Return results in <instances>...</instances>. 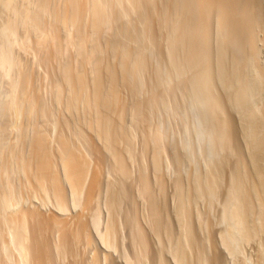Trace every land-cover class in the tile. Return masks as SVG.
<instances>
[{
  "label": "bare ground",
  "instance_id": "obj_1",
  "mask_svg": "<svg viewBox=\"0 0 264 264\" xmlns=\"http://www.w3.org/2000/svg\"><path fill=\"white\" fill-rule=\"evenodd\" d=\"M45 1V0H44ZM84 1V0H83ZM82 1V2H83ZM89 1H91V0H89ZM92 1H96V0H92ZM99 1V2H98ZM98 1H96V3L98 2V4H96V3H94V4H92V6L93 7H90V5H91V2H90V5H88V3L86 2V4H84V2H83V4L81 3V5H83V6H81V5H79V3L80 2H78L77 0H65V2H64V0H63V2H61V3H65L64 4V7H63V10L62 11H59L58 13H57V10H56V20H55V24H54V21H52L53 22V26H56L57 25V27H58V25H60V26H63V27H66L67 28V26H73V25H77L78 23L80 24V22L82 23V21L84 20V17H85V15H86V13L87 12H89L90 13V15H91V19H89L90 17H87L88 15H89V13L86 15V18H88L89 19V22L91 21V23H90V26L88 25V23H87V25L89 26V27H91V31L90 32H92L93 30H96L97 29V27H98V25H105L106 24V20L107 19H109L110 18V16H108L109 18H107V14H106V12L108 11V9H110V8H112V7H110V6H113V9H115V8H117L116 6H118V9L117 10H119L120 8H119V6H122L123 5V7H124V5H126L127 7H129V9H132L133 11L134 10H137V11H139V13H141V16H142V19L141 20H143V22L147 25V27H146V29L149 27V31H147V32H149L148 33V35H147V37L146 38H144V40L146 39L147 40V46L145 47L146 48V52H147V47H148V45L149 46H151V45H153V43H157V45H158V40L160 41L161 40V43H162V40H164V43H166V48H165V51H160V47H159V50H154V52L155 51H159L160 53L161 52H165V54L167 55V59H169L168 60V62H170V65H169V67H170V70L168 71V78H172L173 77V75H172V77H169V76H171V71H175L174 73V75L176 76V78L178 77L179 79H180V81L179 82H177V83H175V84H183V85H180V87L179 88H181V86H184L185 87V89H187L188 88V90L191 88L193 91H194V93H197L195 96H198L199 97V94L200 95H202L203 94V99H208V96H209V98L211 99H208L209 100V103H210V105L211 106H213L214 107V109H213V107H212V109L214 110H212V112H217L216 114H220L221 116H224V113H223V110L224 109H222L221 107H222V104L223 103H221L220 104V102H219V100H220V98H219V100H217V98H216V96H214V94H213V92H212V89H211V77H210V74H209V63H210V54H209V49H210V47H209V44H211V43H209V40L212 38V37H210V31H211V29H213V26H215V29L217 30V33H218V37H219V40L217 39V48H216V54H217V56H218V58L216 59V60H219V61H216V62H219L220 63V65L219 66H221V69H222V71L221 72H223V78L222 79H227L228 81H230L229 80V78L231 77L230 75H227V73H225V71H224V65H222L224 62V57L227 55V54H229L231 57H230V60H231V63H232V68H233V70H234V79H235V83H234V85H235V87H234V90L236 91V93L234 94V93H230V95H232V94H234V96L232 97V96H230V97H232L233 99H232V102L235 104V105H237V107H238V109H240V111L241 112H243V114H245V117H244V123H242V126H240L241 128H242V130L241 129H239L237 132H242V133H240V136H241V134L243 135V137L241 136V138H244V142H246L245 143V145L247 146V153L246 154H248L249 156H247V159L250 157V164H246V165H249V166H251V167H253L251 170L253 171V173H251L250 171L248 172L247 170H248V167H246L245 169H247L246 171L244 170V169H242L241 168V166H240V163H238L239 165L237 166V167H235L236 169H234L233 170V172H232V169H229V170H231L230 171V173L228 174L227 173V183L225 184V180H223V182H224V186H225V188H223V187H221V188H219V185L217 184V182H216V180H215V178L218 176H220L221 174H220V171L222 170L221 168H219L218 166H217V168H216V166H215V164L217 165V163H215V164H211L212 166H215V168L216 169H214V167H213V169L216 171V172H214L213 170L212 171H210V169H208L207 167V170L205 169V172L206 171H209V172H206L207 173V175H205V172L204 173H202V174H204L203 176H201V177H196L197 178V183L195 182V184H196V188L194 187L195 185H193L192 186V188L191 187H189L188 185H187V187H189L190 188V191L191 192H188V191H183V193L181 192L182 191V189H179L180 187H179V185H178V189H179V193H178V197L175 199L176 200V209H175V218H176V220H177V222H178V226H179V233L177 234H172V231L170 230V228H171V226L169 227V224H167L166 223V221L167 220H165L164 221V219H162L161 217H160V214H163V213H161L162 212V208H161V206H160V204H158L157 202H156V200L152 197V195H150L149 193H150V184H149V186H148V182L150 181H148V180H146V177H145V175L144 174H141V176L139 175V173H138V177L140 176V186H142V190L140 191V190H138V192L140 191L141 193H142V195L143 196H146L145 198H146V204H147V214H148V217H149V225L147 226V227H149V226H151L150 228H151V231H153V234L155 235V237L157 238V241L159 242V241H162L163 240V238H165L166 237V243H168L167 245L169 246V251H170V253H171V259H173V261H175V264H192L193 263V255L195 254V256H194V258H195V261H194V263L195 264H205L206 263V261L207 260H205V258H203V256H202V250L204 249L203 247L205 246V245H207V242H209V241H206V240H208V239H206L205 241H206V244L202 247V244H204V243H202L201 244V242L199 241V239L195 236V234H194V231L193 230H196L197 228H194V229H192V226H191V218H192V214H196V213H192V208H195V206H193L192 207V205H193V203H194V201L198 198H205L206 200H208L210 203H211V205H212V201L210 200V198H212V196L211 195H213L212 194V192L214 191L213 189H215L216 187L217 188H219V189H221V192H222V189L224 190V192H222L223 194H221V192H217V193H215V196H219L218 194L220 193V195H222V196H219V197H223V199H221V201H222V203H221V210H219V212H220V215H219V222H220V225H222V228H220L219 230V232L221 233V242H220V240H219V242L220 243H222L221 245L224 247V249H227L228 250V252H229V254H230V252L231 251H235L234 253H231L232 255L233 254H235L237 251L239 252V251H241L242 252V246H240V244H244V242H246V241H250L251 240V238L252 237H255L256 236V234L258 233L259 234V232L260 233H264V110H256V109H254V108H257L256 107V105L253 103L254 102V98L256 97V94H258L257 92H259L260 90V88H261V84L262 85H264L263 84V82H264V68L262 69L261 68V66L259 65V63L257 64V63H255L254 65L256 66V64H257V66L255 67H253L256 71L254 72L255 74L253 75V76H251V75H248L249 73L248 72H246V71H244L245 73H243V71L242 70H245V68L244 67H246V66H249L248 64H249V61H246L247 60V57L245 56V53L247 54V55H249V56H253V58L251 57V60L250 61H253V59L254 60H256L255 58H258L257 57V55H258V52H260L259 51V49H258V43H259V41L257 40V37H258V35H260L259 33H258V35L256 36V31H255V29H252L254 26H259V25H256V24H259V23H255V25L252 27V28H249V30H251V31H248L247 29H246V27H248V25H249V23H248V25L246 26L245 25V23L246 22H244V20H243V17H241V12H242V10H243V6H244V9H245V5H247V3L245 2L246 0H104V2H103V4H104V6L103 5H100L99 3H101L102 1H100V0H98ZM250 1V0H249ZM255 1V0H254ZM49 2H50V0H49ZM49 2H48V5H49ZM252 2H253V0H252ZM258 2H259V0H258ZM263 2V1H262ZM107 5H109V7L110 8H108V6H106V4ZM246 3V4H245ZM44 4V3H43ZM244 4V5H243ZM249 4V3H248ZM254 4V3H253ZM259 4H260V2H259ZM262 4V3H261ZM47 5V6H48ZM257 5V4H256ZM60 6H61V4H60ZM60 6L58 5V9H60ZM105 6H106V8H108V9H106L105 8ZM125 6V7H126ZM44 7H45V5H44ZM115 7V8H114ZM248 7H249V5H248ZM248 7H247V9H248ZM259 7V6H258ZM47 8V7H46ZM48 8H50V7H48ZM54 8V7H53ZM62 8V7H61ZM250 8V7H249ZM254 8V7H253ZM257 8V7H256ZM113 9H110L109 11H108V14H109V12L110 11H112ZM122 9V8H121ZM251 9V8H250ZM259 9V8H258ZM53 10V9H52ZM107 10V11H106ZM116 10V9H115ZM117 10L115 11V12H117ZM125 10V9H124ZM123 10V11H124ZM133 11H132V13H133ZM137 11H136V14H137ZM253 11V10H252ZM259 11V10H258ZM114 11H113V14H112V12H110V14H112V16L113 15H115L116 13H115ZM128 12V11H127ZM127 12H122V13H127ZM130 12H131V10H130ZM251 12V11H250ZM249 12V13H250ZM256 12V11H255ZM115 13V14H114ZM132 13H130V15L132 14ZM150 14V15H155L154 17L156 18V25H155V27H153L152 25V22L150 23V20H151V17L148 15V14ZM243 13L244 12H242V15H243ZM253 13V12H252ZM251 13V14H252ZM257 13V12H256ZM260 13V12H259ZM52 14H54V12L52 13ZM121 14V13H120ZM120 14H118V12H117V15H120ZM134 14V13H133ZM254 14V13H253ZM116 15V16H117ZM126 15V14H125ZM124 15V16H125ZM128 15V14H127ZM31 16V15H30ZM121 16H123V14L121 15ZM139 16H140V14H139ZM32 17V16H31ZM54 17V16H53ZM115 17V16H114ZM120 17V16H119ZM36 18H37V16H36ZM85 18V19H86ZM133 18V17H132ZM141 18V17H140ZM88 19H86V20H88ZM117 19H118V17H117ZM246 19V18H245ZM258 19V18H257ZM32 20H33V17H32ZM137 20V19H136ZM135 20V21H136ZM248 20V19H247ZM259 20V19H258ZM110 21H112V20H110ZM110 21H107V22H109L110 23ZM118 21V20H117ZM138 21H140V19L138 18ZM138 21H136V22H138ZM250 21V20H249ZM33 22H35V21H33ZM32 22V23H33ZM41 23V22H40ZM83 23H85V20H84V22ZM108 23V25H110ZM140 22H138V25H141L142 24V22L139 24ZM254 23V22H253ZM34 24V23H33ZM38 24V23H37ZM79 24H78V27H79ZM86 24V23H85ZM130 24V23H129ZM135 24H137V23H135ZM152 24V25H151ZM82 25V24H81ZM114 24H113V21H112V24H111V26H113ZM115 25H117V24H115ZM132 25V24H131ZM34 26L36 27V22H35V24H34ZM39 26V25H38ZM71 26V27H72ZM135 27H136V25H134ZM251 26V25H250ZM261 26V25H260ZM259 26V27H260ZM51 27V26H50ZM84 29H85V26H84V24H83V26H82ZM81 27V29H79L80 31L79 32H81V31H83L84 29ZM88 27V28H89ZM100 27V26H99ZM122 27H123V25H122ZM129 28L131 27V26H128ZM139 27V26H138ZM37 28V27H36ZM43 27H41V29H42ZM102 28V27H101ZM106 28V27H105ZM107 28H109V26H107ZM140 28V27H139ZM144 28V27H143ZM255 28V27H254ZM38 29H40V28H38ZM55 29V28H54ZM77 29V28H76ZM86 29H87V27H86ZM86 29H85V31H86ZM100 29V28H99ZM125 29H127V28H125ZM257 29V28H256ZM259 29V28H258ZM257 29V30H258ZM51 30V29H50ZM56 30V29H55ZM88 30V29H87ZM90 30V29H89ZM98 30V29H97ZM121 30V29H120ZM129 30V29H128ZM128 30H127V32H128ZM139 30V29H138ZM152 30V31H151ZM57 31V30H56ZM78 31V30H77ZM84 31V32H85ZM132 31V30H131ZM79 32H77V36H79L80 35V37H79V39L78 40H83V38L81 37V35L83 34L84 35V33H81V34H79ZM86 32H88V31H86ZM98 32H99V30H98ZM122 32H123V30H122ZM125 32V31H124ZM260 32H262V31H260ZM51 33H52V30H51ZM89 33V32H88ZM87 33V34H88ZM137 33V32H136ZM136 33H134V37L136 36ZM140 33V32H139ZM162 33H163V36H160V35H162ZM213 33H215V32H213ZM216 33V34H217ZM87 34H85V37L87 38L88 36H86ZM127 34V33H126ZM264 34V33H263ZM91 35H92V33H91ZM50 36V38H51V41L53 40H55V38H56V36L54 37V35H52V34H49L48 35V37ZM76 36V34H75V37H77ZM132 36V35H131ZM139 36H140V34H139ZM139 36H136L137 38L139 37ZM143 36H144V34H143ZM143 36H140V39H141V37H143ZM84 37V38H85ZM130 37V36H129ZM160 37H163L162 39L160 38ZM216 37V36H215ZM41 38V37H40ZM45 38V37H44ZM50 38H49V40H50ZM81 38V39H80ZM89 38V37H88ZM128 37L126 36V39H127ZM160 38V39H159ZM259 38H260V36H259ZM264 38V37H263ZM111 40V39H110ZM109 40V41H110ZM128 40V39H127ZM145 40V41H146ZM212 40V39H211ZM263 40V39H262ZM80 41V42H81ZM86 41V40H85ZM88 42L90 41L89 39L87 40ZM129 41H130V39H129ZM132 42L134 41V39H132L131 40ZM135 41H137V40H135ZM134 41V42H135ZM142 41V40H141ZM145 41H143V42H145ZM214 41V40H213ZM257 41H258V43H257ZM45 42V41H44ZM44 42H43V44H44ZM87 42V43H88ZM110 42H112V40L110 41ZM109 42V43H110ZM128 42V41H127ZM132 42H130V44L132 43ZM133 42V43H134ZM40 43V42H39ZM38 43V44H39ZM47 42H45V44H46ZM53 43H55V42H53ZM52 43V44H53ZM86 43V42H85ZM113 43H114V41H113ZM113 43H110V44H113ZM129 43V42H128ZM128 43H126V44H128ZM139 43V42H138ZM160 43V42H159ZM160 43V44H161ZM214 43V42H213ZM231 43V44H230ZM80 44H82V43H80ZM116 44V43H115ZM118 44V43H117ZM141 44V43H140ZM151 44V45H150ZM95 45V44H94ZM106 45V44H105ZM114 45V44H113ZM141 45H143V43L141 44ZM162 45H164V44H162ZM212 45V44H211ZM234 45H235V49L233 48L234 47ZM263 45V44H262ZM44 46V45H43ZM82 46H84L85 47V44L84 45H82ZM81 46V47H82ZM99 46V45H98ZM102 46V45H101ZM101 46H100V48H101ZM107 46V45H106ZM106 46H104V47H106ZM112 46V45H111ZM118 46H119V44H118ZM125 46V48H126V45H124ZM156 46V45H155ZM260 46V45H259ZM56 47V46H55ZM94 47H96V46H94ZM103 47V46H102ZM116 47H117V45H116ZM116 47H114V48H116ZM123 47V46H122ZM121 47V48H122ZM131 47H132V45H131ZM141 47H144V46H141ZM264 47V46H263ZM52 48H53V46H52ZM106 48H108V47H106ZM110 48V47H109ZM114 48H112V50L114 49ZM120 48V50H122V51H125L123 54H125V56L124 55H122V56H124V58H123V60H122V62L120 61V59H119V61H120V63H119V65L118 66H115V68H111V67H109V66H111V65H109V66H106L107 64H102V61L100 60H98V61H96V58L94 57V56H92V52H90L89 54H88V52H86L88 55H87V57H83L82 56V59H84L83 61L84 62H82V63H85L86 62V64L88 63V62H91L90 61V59H94L95 58V63H94V66L95 67H93L94 68V70H93V72H94V77H93V79H92V82L90 83V87H89V90H88V88L86 89V83H87V85L89 84L87 81L89 80H87L86 79V77L88 76L87 75V73H86V71H85V64H84V66H80L79 68H83L84 70H80V71H78V72H75V73H72L73 71H71V73H65V77H66V84H68V85H66V86H69V87H66V90H67V88L69 89L68 91H70V93H69V98H68V101H67V105H65V106H67V107H76L75 106V104H76V102H78V99L80 100V99H82V100H80L81 102V104H82V101H83V104L86 106V110L88 109V111H90L89 113H91L92 115H91V117L90 116H88L89 117V119L88 120H86V128L88 129V130H90V133H91V131L95 134V136H96V138L98 139V140H100V142L99 143H101L100 144V147H98V148H93L94 150H97L98 152H99V155H98V152H97V155H98V159H96V157H94L96 160L95 161H90L92 158H90L89 156H86V155H88L85 151L84 152H82V149H80L79 148V146H78V142L76 143V141H74L73 139H72V141H71V139L69 138L68 139V136L66 137L65 135L63 136L62 134L59 136V135H57V136H59V139H57V142H58V144H56V146H55V150H51L50 148H49V145L50 144H48L49 143V139H48V137H47V133H46V135H44L45 134V132L43 133L42 131H40L41 132V134L40 133H38V136L36 137V140H35V144H34V150H32V155L34 154V156L32 157V156H30V157H32V158H29L30 159V161H29V163H26V164H24L23 165V162H22V164H21V167H22V165H23V169L22 170H24L25 172H26V174H25V176H27L26 178H27V182L30 184V187H32V188H34V190H37V191H39L40 193H42V195H44L45 196V198L47 197L48 198V196L49 197H51L52 198V200H53V207L54 208H57V211H58V209H59V211H61V213H62V211L63 212H67V207H69V205H71V207L70 208H77L76 206H78V207H81V209L80 208H78V210L80 209L81 211H82V213L80 212H78V214H80L79 216L80 217H78V216H76V219L78 218V219H80V223L78 222L77 224L79 225L80 224V228L78 227V229H79V233H77V235H79V236H81L82 238H81V240H83V242L84 243H86L85 244V246L88 244V245H91V244H94V239L93 238H95V237H92V234H90V232H91V229H94V231L96 232V234H94V231L92 230V232H93V235H97L96 236V238L98 237L99 238V241H100V243H102L101 245L102 246H104V247H107V248H113V250H116L115 248H117V247H119L118 246V244H117V242L118 241H116L115 239V237L118 235L119 236V234H118V230H120V228H121V224L119 225V223L117 222L118 220L116 219V218H118V217H121V216H126V215H124V213L122 214V212H126V211H128L127 213L129 214L130 213V211L129 210H131V208L132 207H130V206H134V208H135V205H133L134 203H135V200L132 202V200L130 201V202H132L131 204H130V206H129V208L127 207V206H124L123 205V210L125 209L124 207H127V209H129V210H122V212L120 211V209H121V206L122 205H120V202L122 203L123 201L121 200L122 198H124V197H128V196H125V195H127V194H125L121 189H117L116 191H114L113 189H111V186H109L108 187V185L106 184V186H107V188H109V192L108 193H106V194H109V196L107 197V196H105V195H103V194H105V192H101V191H103L102 190V188L100 187L101 186V184H102V181H103V175L102 174H105L104 172H102V170H104V169H102V168H100L101 167V165L100 164H98V162H100V159H101V161H103L104 159H102L101 158V156H104V155H101L102 154V152L105 154V152H108L107 154L111 157L110 159L112 160V163L111 162H108L109 164H112V165H110L111 166V168L114 170V171H112V172H114V174H116L117 173V175L119 174L121 177H120V179L122 180V178H124L125 180L126 179H128L129 177H128V175H130L129 174V172H133L132 171V166H131V170L129 171L128 169H129V167H127V161H130V158L132 157L131 156V153H130V148L132 147H130L129 148V144L131 143V140L133 139V136L132 135H134L133 133H135V131L132 133V132H130L128 129V127H126V126H124L125 125V123H124V125H122L121 123L122 122H124V121H122L121 119H122V117H121V114H122V112L124 111V109H126V106L127 105H125L126 104V102H128V101H126L125 102V100L123 99V97L124 96H122V92L121 91H123V90H125V91H128L132 96L134 95V96H138L139 94V88L138 87H140V86H138V85H142L141 83L140 84H138L137 83V80L139 81V82H141L140 81V79H137L138 78V75H139V73H141L142 72V69H144L143 67H144V63H145V61L147 62L148 60L146 59V56H145V50L144 51H142V50H140V51H142V52H140V51H137L138 52V54H137V52H133V53H136V55L134 56L133 55V53H131L130 51V53L128 52V50L127 49H129L130 47H127V49H121ZM149 48V47H148ZM41 49H43V47L41 48ZM57 49V48H56ZM93 49V48H92ZM97 49V48H96ZM99 49V48H98ZM102 49V48H101ZM105 49V48H104ZM117 49V48H116ZM116 49H114L115 51H117ZM132 50L133 49H135V48H131ZM130 49V50H131ZM137 49V48H136ZM135 49V50H136ZM139 49V48H138ZM137 49V50H138ZM144 49V48H143ZM150 49V48H149ZM152 49H153V47H152ZM152 49H151V51H152ZM155 49V48H154ZM158 49V48H157ZM58 50V49H57ZM57 50H55V52L57 51ZM83 50V49H82ZM85 50H87V47H86V49ZM134 50V51H135ZM212 50V49H211ZM234 50V51H233ZM235 50H238L237 51V53L239 54L240 53V51L242 52V54H240L238 57H235V53H236V51ZM53 51V50H52ZM84 51V50H83ZM97 51H99V50H97ZM96 51V52H97ZM101 51V50H100ZM109 51V50H108ZM47 52V51H46ZM58 52V51H57ZM82 52V51H81ZM102 52H103V50H102ZM101 52V53H102ZM117 52H119V51H117ZM150 52V51H149ZM264 52V51H263ZM262 52V53H263ZM45 53V52H44ZM52 53V52H51ZM86 53H84V56H86ZM98 53V52H97ZM100 53V54H101ZM119 53H122V52H119ZM118 53V54H119ZM141 53V54H140ZM156 53V52H155ZM155 53H154V55H155ZM159 53V54H160ZM261 53V54H262ZM48 54V53H47ZM46 54V55H47ZM100 54H98V56L100 55ZM151 54V56H152V52L150 53ZM157 54V53H156ZM162 54V53H161ZM164 54V55H165ZM52 55V54H51ZM55 55H56V53H55ZM120 55V54H119ZM1 56V55H0ZM53 56H54V52H53ZM95 56H97V55H95ZM132 56H134V57H132ZM91 57H94V58H91ZM118 57V56H117ZM120 57H121V55H120ZM149 57V56H148ZM162 56H160V58H161ZM255 57V58H254ZM164 58V57H163ZM261 58V57H260ZM0 59H3L2 57H0ZM5 59V58H4ZM3 59V60H4ZM100 59H101V57H100ZM146 59V60H145ZM152 59V58H151ZM249 59V58H248ZM154 60V59H153ZM152 60V61H153ZM158 60V59H157ZM162 60V59H161ZM261 60V59H260ZM262 60H264V59H262ZM1 61V60H0ZM7 61H8V59H7ZM119 61H117L116 60V62H119ZM150 61V60H149ZM6 62V61H5ZM5 62H3V61H1L0 63H1V65H3ZM155 62H157L156 61V59H155ZM154 62V63H155ZM212 62H213V60H212ZM7 63V62H6ZM9 63V62H8ZM148 63V62H147ZM158 63V62H157ZM167 63V62H166ZM251 63V65L253 66V64H252V62H250ZM163 64H164V61H163ZM218 64V63H217ZM5 65V64H4ZM148 65H149V63H148ZM152 65H154L153 63H152ZM212 65H213V63H212ZM226 65V64H225ZM231 65V64H230ZM215 66V65H214ZM263 66H264V64H263ZM113 67V66H112ZM169 67H166V68H169ZM211 67V66H210ZM156 68V67H155ZM163 68V67H162ZM161 68V69H162ZM164 68H165V66H164ZM229 68V67H228ZM231 68V69H232ZM247 68V67H246ZM158 69V68H157ZM156 69V70H157ZM213 69H215V68H213ZM218 69V68H217ZM250 70L252 69V67L251 68H249ZM67 70V69H66ZM69 70V69H68ZM145 70V69H144ZM150 70V69H149ZM159 70V69H158ZM216 70V69H215ZM249 70V71H250ZM77 71V70H76ZM147 71V70H146ZM145 71V72H146ZM151 71H153V70H151ZM165 72H167L166 70H164ZM164 71H162V73L164 72ZM69 72V71H68ZM161 72V71H160ZM188 72H190L191 74V76L190 75H188V76H190V77H192V78H189L188 77V79L187 80H183V78L184 77H186L187 78V76H184V75H186ZM147 73V72H146ZM154 73H156V72H154ZM161 73V74H162ZM247 73V74H246ZM143 74V73H142ZM157 74H159L160 75V73H157ZM156 74V76H155V78H154V76H153V80L154 81H156V83L155 82H153V80H152V83H153V85L154 84H159L161 81H162V79H161V76L162 75H157ZM165 74H167V73H165ZM173 74V73H172ZM216 74H218V73H216ZM250 74H251V72H250ZM104 75H105V77L106 78H104ZM174 76V77H175ZM215 76H218V75H215ZM227 76H230L229 78H227ZM164 77H165V75H164ZM174 77H173V79H174ZM213 77H214V75H213ZM220 77V76H219ZM221 77H222V75H221ZM168 78H166V80L167 81H169L168 80ZM218 78V77H217ZM65 79V78H64ZM142 79V78H141ZM151 79H152V77H151ZM164 79V78H163ZM221 79V80H222ZM236 79H237V81H236ZM146 79H143V81H145ZM166 80H164V81H166ZM220 80V79H219ZM226 80V81H227ZM148 81H151V80H148ZM173 81V80H172ZM176 81H178L177 79H176ZM187 81V82H186ZM189 81V82H188ZM216 81V80H215ZM170 82V81H169ZM174 82V81H173ZM183 82H186L187 83V86H185L186 84L185 83H183ZM214 82V81H213ZM218 82V81H217ZM222 82V81H221ZM231 82V81H230ZM231 82V83H232ZM24 83H26V82H24ZM23 83V85H25ZM147 83V82H146ZM171 83V82H170ZM170 83L168 84L169 86H173V85H170ZM188 83H189V85H188ZM191 83V84H190ZM215 83V82H214ZM219 83V82H218ZM217 83V84H218ZM229 83V82H228ZM232 83V84H233ZM161 84V83H160ZM165 84V83H164ZM164 84H162L163 86H165V87H163V86H161L160 85V87H162V90L161 91H159L161 88L160 87H157V90L159 91V93H158V96H156L157 94V92H156V90L154 89V88H156V87H152L153 89H151V92H149L150 94H148V96H147V99L149 100V98L151 99V100H153V102H152V104H153V106L155 105V102H156V99H160V100H158V101H160V102H165L166 103V101L165 100H162L161 98L164 96V94H163V92L165 91V89H166V86H167V82H166V85H164ZM185 84V85H184ZM213 84V83H212ZM29 85V84H28ZM27 85V86H28ZM149 85H152V84H149ZM214 85V84H213ZM222 85H224V83L222 84ZM146 86V85H145ZM168 86V87H169ZM189 86V87H188ZM218 86V85H217ZM216 86V87H217ZM232 86V85H231ZM88 87V86H87ZM143 87V86H142ZM175 87H177L176 85H175ZM260 87V88H259ZM262 87H264V86H262ZM23 88H25V86L23 87ZM163 88H164V90H163ZM178 88V89H179ZM215 88V87H214ZM222 88H224V86L222 87ZM231 88V87H230ZM171 89V88H170ZM173 89V88H172ZM171 89V90H172ZM175 89V88H174ZM177 89V88H176ZM175 89V90H176ZM182 89V88H181ZM190 89V90H191ZM142 90V89H141ZM140 90V91H141ZM150 90V89H149ZM152 90H155V92L154 91H152ZM167 90V89H166ZM183 90H184V88H183ZM182 90V91H183ZM189 90V91H190ZM213 90H215V89H213ZM217 90V89H216ZM228 90H230V89H228ZM259 90V91H258ZM143 92H145L144 90H142ZM141 91V92H142ZM172 91H174V90H172ZM220 91V90H219ZM225 91H227L226 89H225ZM264 91V90H263ZM127 92V93H128ZM147 92V93H148ZM167 92H169L168 90H167ZM171 92V91H170ZM178 92H179V90H178ZM184 92V91H183ZM27 93V92H26ZM28 93H29V91H28ZM88 93V94H87ZM128 93V97H129V94ZM174 93V92H173ZM180 93H181V91H180ZM179 93V95L181 96V94ZM189 93V92H188ZM192 93V92H191ZM194 93H193V97H194ZM216 93V92H215ZM124 94V93H123ZM160 94H161V96H160ZM167 94V93H166ZM165 94V95H166ZM169 94V93H168ZM168 94H167V96H168ZM206 94V95H205ZM228 94V93H227ZM66 95V94H65ZM127 95V94H126ZM140 95H141V93H140ZM139 95V96H140ZM142 95H144V94H142ZM222 95V94H221ZM226 95V94H225ZM259 95V94H258ZM63 96V95H62ZM173 96V95H172ZM171 96V97H172ZM175 96H176V94H175ZM174 96V97H175ZM185 96H187V95H185ZM207 96V97H206ZM255 96V97H254ZM32 97V100H31V98H30V100H31V103L32 104H36V103H34V102H36V101H34L33 99V96H31ZM157 97V98H156ZM165 97V96H164ZM170 97V98H171ZM177 97V96H176ZM182 97H184V96H182ZM190 97V96H189ZM229 97V96H228ZM28 99H29V97H27ZM60 98V97H59ZM65 98V97H64ZM127 98V97H126ZM130 98V97H129ZM135 98V97H134ZM133 98V99H134ZM141 98V97H140ZM144 98V97H143ZM145 98H146V94H145ZM167 98V97H166ZM195 98H197V97H195ZM200 99H202L201 97H199ZM38 99V98H37ZM128 99V98H127ZM132 99V98H131ZM164 99V98H163ZM180 99V98H179ZM185 99L187 100V98L185 97ZM222 99V98H221ZM258 99H260V98H258ZM146 99H141V100H139V99H136L135 98V100H134V102H133V105H132V107L131 106H128V107H131V108H129L128 109V111L130 110V112L133 114L132 116H133V118H134V120L136 121V123L138 124V125H140L143 129V132H141V133H138V134H140V137H142V143H143V153L142 154H144L145 152V150L148 148L147 146L148 145H150V143H152L153 144V142H159V141H161V139H162V137H163V135L164 134H162L163 132L162 131H160L159 130V128L157 127H155V128H153L154 127V122H152L151 124H153V126L151 127L150 126V120H151V118H150V116H152V115H154V114H152L155 110H156V108H155V110L153 111V112H151L152 110L150 109V108H148L147 107V105H145V103L146 104H149L148 106H151V102L149 103L148 102V100L147 101H145ZM162 100V101H161ZM167 100H169V99H167ZM174 100V99H173ZM176 100V99H175ZM194 100H196V99H194ZM207 100V101H208ZM229 100V99H228ZM262 100V99H261ZM158 101H157V103H158ZM178 101V100H177ZM182 101V100H181ZM184 101V100H183ZM182 101V102H183ZM201 101V100H200ZM200 101H197V102H199L200 103ZM255 101H257V100H255ZM260 101V100H259ZM63 102V100L61 101V103ZM125 102V103H124ZM130 102V101H129ZM145 102V103H144ZM171 102H172V100H171ZM171 102H168V103H171ZM175 102V101H174ZM192 102V101H191ZM195 102V101H194ZM203 102H204V100H202V103H200L201 104V106H203ZM228 102V101H227ZM262 102V101H261ZM65 103V102H64ZM181 103V102H180ZM187 103V102H186ZM190 103V102H189ZM188 103V104H189ZM206 103H208V102H206ZM131 104V103H130ZM129 104V105H130ZM159 104V103H158ZM176 104V103H175ZM192 104V103H191ZM205 104V103H204ZM255 106H254V105ZM259 104V103H258ZM38 105V104H37ZM78 105H79V103H78ZM84 105H82V106H84ZM164 105V103H162V106ZM167 106H168V104H166ZM179 105V104H178ZM181 105V104H180ZM183 105V104H182ZM197 105V104H196ZM208 105V104H207ZM210 105H208V110H206V111H208V113H209V109H211L210 107ZM224 105V104H223ZM259 105H261V103L259 104ZM258 105V106H259ZM35 106V105H34ZM85 106L83 107V108H85ZM161 106V105H160ZM200 106V105H199ZM200 106V107H201ZM228 106V105H227ZM61 107V106H60ZM78 107V106H77ZM152 107V106H151ZM155 107H156V105H155ZM198 107V106H197ZM204 107V106H203ZM264 107V106H263ZM262 107V108H263ZM65 108V107H64ZM82 108V107H81ZM160 108V107H159ZM168 108H169V106H168ZM196 108V107H195ZM202 108V107H201ZM62 109H63V107H62ZM62 109H61V111H62ZM70 109V108H69ZM74 109V108H73ZM72 109V110H73ZM150 111H149V110ZM153 109V108H152ZM164 109H165V107H164ZM176 109V108H175ZM181 109H183V108H181ZM216 109H218V111H215ZM71 110V109H70ZM70 110L68 111V112H70ZM79 110V109H78ZM201 110V109H200ZM77 111V110H76ZM127 111V110H126ZM125 111V112H126ZM157 111H158V109H157ZM167 111V110H166ZM169 111H171V109L169 110ZM168 111V112H169ZM172 111H173V109H172ZM177 111V110H176ZM179 111V110H178ZM183 111V110H182ZM185 111H186V108H185ZM63 112V111H62ZM74 112V111H73ZM78 112V111H77ZM77 112H75L76 114H77ZM83 112V111H82ZM150 112H151V114L152 115H150ZM164 112H165V110H164ZM164 112H163V114H164ZM228 112H229V110H228ZM231 112V111H230ZM238 112V111H237ZM64 113V112H63ZM66 113V112H65ZM87 113V112H86ZM124 113V112H123ZM129 113V112H128ZM131 113L129 114V116H130V118H132L131 117ZM155 113H157L156 111H155ZM160 113V112H159ZM158 113V114H159ZM166 113V112H165ZM172 113V112H171ZM173 113H174V111H173ZM185 113V112H184ZM204 113H205V111H204ZM204 113H203V115H202V117L204 116ZM213 114V113H211L210 112V117H209V115H207V113H206V115H207V121L209 122V119H208V117L209 118H211V125H208V127L210 126V129H209V131L211 132V134L214 132V131H216L217 129V131H218V138L216 137V135L214 134H212L213 135V137L215 138V139H217V144L219 145H216L217 147H223L225 150H227V152L229 153V148L231 147L230 146V140H232L233 139V135L231 136V134H233V132L231 133V130L233 131V127H235V125L234 124H232V123H226V121H224L223 119H222V117L220 118L218 115V117H217V122H213V120L215 119V116L213 117L212 116V114L213 115H216V114ZM73 114V113H72ZM167 114V113H166ZM165 114V115H166ZM234 114H236L237 115V113H234ZM239 114V113H238ZM66 115V114H65ZM74 115V114H73ZM86 115V114H85ZM125 115V114H124ZM156 115V114H155ZM169 115V114H168ZM171 115V114H170ZM172 115H174V114H172ZM172 115H171V117H172ZM178 115V114H177ZM182 115V114H181ZM185 115V114H184ZM187 115V114H186ZM185 115V116H186ZM226 115V114H225ZM232 115V114H231ZM79 116V115H78ZM176 116V115H175ZM213 118H212V117ZM66 117H67V115H66ZM155 117V116H154ZM157 117H159V116H157ZM166 117V116H165ZM169 117V116H168ZM167 117V118H168ZM181 117V116H180ZM228 118H229V116H227ZM71 118H72V116H71ZM74 118V117H73ZM72 118V119H73ZM83 118V117H82ZM129 118V117H128ZM170 118V117H169ZM173 118H175L174 116H173ZM183 118H185V117H183ZM87 119V118H86ZM156 119V118H155ZM177 118H175V120H176ZM204 119H205V117H204ZM213 119V120H212ZM220 119V120H219ZM225 119V118H224ZM232 119V118H231ZM239 119V118H238ZM237 119V120H238ZM63 120V119H62ZM71 120V119H70ZM76 120H77V117H76ZM169 120V119H168ZM174 120V119H173ZM201 120H202V118H201ZM216 120V119H215ZM214 120V121H215ZM225 120H227V118L225 119ZM233 120V119H232ZM240 120H242V119H240ZM239 120V121H240ZM79 121V120H78ZM77 121V122H78ZM81 121V120H80ZM122 121V122H121ZM126 121V120H125ZM128 121V120H127ZM160 121V120H159ZM158 121V122H159ZM179 121V120H178ZM182 121V120H181ZM229 121V120H228ZM62 122V121H61ZM63 122H66V121H63ZM72 122V121H71ZM70 122V123H71ZM83 122H84V120H83ZM129 123H130V121H128ZM182 122H184L183 124H186V122L185 121H182ZM201 122V121H200ZM212 122H213V124L214 123H216V124H214V126H212L213 124H212ZM233 122V121H232ZM79 123H81V122H79ZM135 123V122H134ZM156 123H157V121H156ZM162 123V122H161ZM161 123H160V125H161ZM238 123V122H237ZM64 124V123H63ZM84 124V123H83ZM177 124H178V122H177ZM182 124V125H183ZM208 124V123H207ZM235 124H236V122H235ZM69 125H71V124H69ZM127 125V124H126ZM128 125H130V124H128ZM160 125H158L157 124V126H160ZM163 125V124H162ZM176 125V124H175ZM215 125H217V126H215ZM234 125V126H233ZM62 126V125H61ZM130 126H132V125H130ZM135 126H136V124H135ZM134 126V127H135ZM139 126V128L141 129V127ZM165 126V125H164ZM178 126H180V123H179V125ZM64 127V126H63ZM72 127V126H71ZM81 127V126H80ZM83 127V126H82ZM81 127V128H82ZM133 127V126H132ZM133 127V128H134ZM137 127V126H136ZM211 127H218V128H213V129H215V130H213V129H211ZM239 127V128H240ZM66 128V127H65ZM132 128V129H133ZM151 128H153L152 130H153V132H151ZM162 128V127H161ZM200 128H202V127H200ZM233 128V129H232ZM236 128H237V126H236ZM234 129V131L235 130H237V129ZM60 129H61V127H60ZM72 129V128H71ZM77 129V128H76ZM75 129V130H76ZM138 129V128H137ZM136 129V130H137ZM165 129V127L163 128V130ZM171 129V128H170ZM204 129H207V128H205L204 127ZM66 130H69V128L68 129H66ZM87 130V131H88ZM134 130V129H133ZM208 130V129H207ZM69 131H71V130H69ZM74 131V130H73ZM132 131V130H131ZM165 131V130H164ZM167 131V130H166ZM197 131V130H196ZM200 131V130H199ZM198 131V132H199ZM213 131V132H212ZM62 132V131H61ZM67 132V131H66ZM83 132V131H82ZM201 132H204L203 130L201 131ZM205 132H206V130H205ZM69 133V132H68ZM78 134V138L76 137V140H78V139H80V140H78V141H80V142H83V141H81L82 139V137H81V133L79 134V132H77ZM86 133V132H85ZM89 133V132H88ZM137 133V132H136ZM214 133H216V132H214ZM37 134V133H36ZM58 134V133H57ZM66 134V133H65ZM92 134V133H91ZM93 134V135H94ZM169 134V133H168ZM168 134H167V137H168ZM210 134V133H209ZM67 135V134H66ZM77 135H75V136H77ZM87 135V134H86ZM136 135V134H135ZM142 135V136H141ZM162 135V136H161ZM203 135H205V134H203ZM207 135V134H206ZM36 136V135H35ZM137 136V135H136ZM136 136H135V138H136ZM160 136V138H158ZM71 137H74V135L73 136H71ZM87 137V136H86ZM164 137H165V135H164ZM35 138V137H34ZM57 138V137H56ZM88 138V137H87ZM86 138V139H87ZM134 138V139H135ZM158 138V139H157ZM207 138V137H206ZM213 138V139H214ZM232 138V139H231ZM93 138H91L90 140H92ZM95 139V138H94ZM165 139V138H164ZM163 139V140H164ZM167 139V138H166ZM208 139V138H207ZM85 140V139H84ZM88 141V142H92V141ZM158 140V141H157ZM168 140V139H167ZM234 140V139H233ZM239 140H240V138H239ZM86 141V140H85ZM84 141V142H85ZM136 141V140H135ZM137 141H138V139H137ZM216 140H214V141H212V142H215ZM230 141V142H229ZM83 142V143H84ZM164 142V141H163ZM187 142V141H186ZM212 142H210V143H212ZM237 142V141H236ZM53 143V142H52ZM55 143V142H54ZM166 143V142H165ZM185 143V142H184ZM216 143V142H215ZM229 143V145L227 146V144ZM234 143V142H233ZM33 144V143H32ZM80 144V143H79ZM82 144V143H81ZM80 144V145H81ZM86 144H88V143H86ZM97 144V143H96ZM134 144H136V143H134ZM152 144H151V146H152ZM155 144H157V143H154L153 144V148H151L150 150L151 151H148L147 153H149V152H152V151H154L153 152V155H152V157H151V159H152V161L151 162H153V163H151V165H154L153 167L155 168V170H157V166H158V163H159V159H160V156L162 155V148H161V146H160V144L161 145H163L161 142H160V144H157V145H155ZM172 144V143H171ZM214 144V143H213ZM226 144V145H225ZM82 145H85V143L84 144H82ZM90 145V144H89ZM93 145V144H92ZM98 145V144H97ZM155 145V146H154ZM159 145V146H158ZM165 145V144H164ZM187 145V144H186ZM185 145V146H186ZM215 145V144H214ZM237 145V144H236ZM235 145V146H236ZM243 145H244V143H243ZM244 145V146H245ZM78 146V147H77ZM94 146V145H93ZM96 146V145H95ZM150 146V147H151ZM225 146V147H224ZM234 146V145H233ZM245 146V147H246ZM32 147V148H33ZM141 147V146H140ZM229 147V148H228ZM239 147V146H238ZM241 147V146H240ZM52 148H54V147H52ZM89 148H90V146H89ZM142 148V147H141ZM166 147H164V149H165ZM168 148V147H167ZM174 148V147H173ZM182 148V147H181ZM223 148H218L219 150H224ZM149 149V148H148ZM147 149V150H148ZM185 149V148H184ZM210 149V148H209ZM212 149V148H211ZM214 149V148H213ZM217 149V148H216ZM217 149V150H218ZM233 149V147H231V150ZM242 148H240V150H241ZM249 149V150H248ZM51 150V151H50ZM81 150V151H80ZM100 150H101V152H100ZM134 150V154H135V149H133ZM182 150V149H181ZM216 150V151H217ZM218 150V151H219ZM93 151V150H92ZM141 151V150H140ZM139 151V152H140ZM180 151V150H179ZM178 151V152H179ZM232 151H235V150H232ZM249 151V152H248ZM54 152V153H53ZM90 152V151H89ZM96 152V151H95ZM94 152V154L96 155V153ZM131 152H133L132 150H131ZM163 152H164V150H163ZM211 152V151H210ZM231 152V151H230ZM85 153H86V155H85ZM169 153V152H168ZM172 153V152H171ZM173 153H175V152H173ZM180 153V152H179ZM212 153V152H211ZM214 153V152H213ZM219 153V152H218ZM227 153V154H228ZM242 153H244V152H242ZM137 154V153H136ZM146 154V153H145ZM167 154V153H166ZM170 154V153H169ZM223 154V153H222ZM222 154H221V157H222ZM226 154V155H227ZM230 155H231V153H229ZM228 154V156L227 157H229L230 155ZM233 154V153H232ZM241 154V153H240ZM245 154V153H244ZM95 155H93V156H95ZM133 155V154H132ZM150 155H151V153H150ZM220 155V154H219ZM218 155V156H219ZM107 156V155H106ZM167 156V155H166ZM224 156V155H223ZM232 156V155H231ZM5 157H7V156H5ZM108 157V156H107ZM107 157H105L104 156V158H106V160H105V163H106V165H108L107 164ZM134 157H135V155H134ZM137 157V156H136ZM135 157V158H136ZM142 157V156H141ZM163 157V156H162ZM168 157H170V156H168ZM173 157V156H172ZM226 156H225V158H227ZM8 158V157H7ZM57 158V159H56ZM89 158V159H88ZM138 158V157H137ZM139 158H140V156H139ZM145 158V157H144ZM171 158V157H170ZM243 158V157H242ZM246 158V157H245ZM3 159V158H2ZM6 159V158H5ZM28 159V158H27ZM31 159H32V162H31ZM55 159H56V162H55ZM132 159V158H131ZM179 159V158H178ZM230 159H231V157H230ZM229 159V160H230ZM241 159V158H240ZM240 159H238V160H240ZM7 160V159H6ZM109 160V159H108ZM162 160H164V159H162ZM167 160H169V159H167ZM216 160V159H215ZM237 160V159H236ZM246 160V159H245ZM2 161H4V159L2 160ZM25 161H26V158H25ZM28 161H26V162H28ZM93 162V164H94V166H92V164H90V162ZM96 161H98V162H96ZM110 161V160H109ZM133 161V160H132ZM181 161V160H180ZM217 161H219L218 159H217ZM248 160H246L245 162H247ZM95 162H96V164H95ZM145 162V161H144ZM169 163H170V160L168 161ZM167 162V163H168ZM172 163H173V161H171ZM179 162V161H178ZM221 162H224V161H221ZM220 162V163H221ZM229 162V161H228ZM1 163V162H0ZM25 163V162H24ZM100 163H102V162H100ZM142 163V162H141ZM209 163H210V161H209ZM214 163V162H213ZM227 163V162H226ZM241 163H243V162H241ZM3 164V163H2ZM130 164V163H129ZM129 164H128V166H129ZM136 164V163H135ZM134 164V166H136ZM149 164H150V161H149ZM162 164V163H161ZM174 164V163H173ZM179 164H181V163H179ZM234 164H236L235 162H234ZM103 165H105L104 163H103ZM102 165V166H103ZM133 165V164H132ZM138 165H139V163H138ZM137 165V166H138ZM109 166V167H110ZM170 166H172V165H170ZM179 166V165H178ZM242 166H245V165H242ZM4 167V166H3ZM107 167V166H106ZM106 167H103V168H106ZM139 167H140V165H139ZM147 167V166H146ZM167 167V166H166ZM174 168H176V166H173ZM222 167V166H221ZM148 168V167H147ZM147 168H146V170H147ZM154 168H153V170H154ZM211 169H212V167H210ZM250 168V167H249ZM100 169H102V170H100ZM107 169V168H106ZM110 169V168H109ZM145 169V168H144ZM219 169H220V171H219ZM224 169V168H223ZM134 170V169H133ZM225 170V169H224ZM228 170V169H227ZM115 171H116V173H115ZM148 171H150V170H148ZM177 171H179V170H177ZM203 171V170H202ZM243 171H244V173L246 172V173H248V174H244L243 175ZM101 172H102V174H101ZM111 172V174H113ZM135 172H136V170H135ZM147 172V171H146ZM156 172H158V171H156ZM229 172V171H228ZM155 173V172H154ZM163 173V172H162ZM178 173V172H177ZM176 173V174H177ZM194 173V172H193ZM195 173H196V171H195ZM223 173H224V171H223ZM222 173V174H223ZM251 173V174H250ZM107 174V173H106ZM110 173L108 174L109 176L111 175ZM147 176H148V178H149V173L147 172ZM156 174V173H155ZM165 174V173H164ZM202 174H200V175H202ZM225 174V173H224ZM250 174V175H249ZM102 175V176H101ZM108 175H105L106 177H105V181L106 180H108L107 179V176ZM118 175V176H119ZM151 175V174H150ZM182 175V174H181ZM189 175V174H188ZM192 175V174H191ZM199 175V176H200ZM248 175L249 176H251L250 177V179H252V175H253V178H254V180L252 179V183L251 184H247L248 182L250 183V179H247L248 178ZM24 176V175H23ZM152 176V175H151ZM175 176V175H174ZM179 176V175H178ZM196 176V175H195ZM247 176V177H246ZM116 177V176H115ZM125 177H128V178H125ZM134 177H136V175L134 176ZM154 177H155V175H154ZM160 177V176H159ZM163 177H164V175H163ZM162 177V178H163ZM216 178V179H219V178ZM221 177H222V175H221ZM220 177V178H221ZM24 178V177H23ZM133 178V177H132ZM137 178V177H136ZM161 178V179H162ZM177 178V177H176ZM190 179H191V177H189ZM194 178V177H193ZM195 178V179H196ZM225 178V179H226ZM88 179V183H86L87 180ZM116 179V178H115ZM114 179V181H116ZM118 179V178H117ZM135 179V178H134ZM134 179H132L133 181H134ZM152 179V178H151ZM157 179V178H156ZM180 179V178H179ZM25 180V179H24ZM111 180H112V177H111ZM110 180V181H111ZM124 180V181H125ZM131 180V179H130ZM132 180H131V184H132ZM166 180V179H165ZM172 180V179H171ZM183 180V179H182ZM192 180V179H191ZM220 180H222V179H220ZM105 181H103V182H105ZM113 181V182H114ZM118 181V180H117ZM116 181V182H117ZM128 181V180H127ZM153 181V180H152ZM151 181V182H152ZM174 182H175V180H174ZM173 182V183H174ZM177 182H178V180H177ZM187 182H188V180H187ZM190 182H192V181H190ZM24 183V182H23ZM120 183V182H119ZM124 183H126V184H128L127 182H124ZM130 183V182H129ZM134 183V182H133ZM150 183V182H149ZM155 183V182H154ZM154 183H152V184H154ZM166 183V182H165ZM193 183H194V181H193ZM192 183V184H193ZM137 184V183H136ZM159 184V183H158ZM166 184H168V183H166ZM191 184V185H192ZM21 185V184H20ZM105 185V184H104ZM113 186L115 185L116 186V183L115 184H112ZM130 185V184H129ZM133 185V184H132ZM174 185H176V184H173V186ZM181 185V184H180ZM106 186H103V187H105V189H106ZM122 186V185H121ZM120 186V187H121ZM136 186V185H135ZM139 186V187H140ZM152 186V185H151ZM221 186H223V184L221 185ZM116 187H118V186H116ZM119 187V188H120ZM156 187V186H155ZM20 188V187H19ZM26 188V187H25ZM24 188V189H25ZM28 188H29V186L27 187V189H25V190H27L28 191ZM31 188V189H32ZM114 188V187H113ZM129 188V187H128ZM153 188V187H152ZM151 188V189H152ZM175 188H176V186H175ZM188 188V189H189ZM195 190H194V189ZM6 189V188H5ZM16 189H18V188H16ZM24 189H23V191H24ZM104 189V188H103ZM135 189V188H134ZM156 189V188H155ZM159 189H161L160 187H159ZM163 189V188H162ZM178 189H176L177 190V192H178ZM187 189V190H188ZM192 189V190H191ZM1 191H2V188L0 189ZM4 190V189H3ZM10 190V189H9ZM8 190V191H9ZM22 190V189H21ZM101 190V191H100ZM125 190V189H124ZM167 190V189H166ZM175 190V189H174ZM184 190H185V188H184ZM0 191V192H1ZM7 191V192H8ZM13 191V190H12ZM30 191V190H29ZM33 191V190H32ZM105 191V190H104ZM108 190H106V192H107ZM156 191V190H155ZM9 192H11V191H9ZM21 192V191H20ZM26 192V191H25ZM31 192V191H30ZM34 192V191H33ZM99 192H101V193H99ZM129 192V191H128ZM137 192V193H138ZM152 192V191H151ZM161 192H163V191H161ZM168 192V191H167ZM174 192V191H173ZM15 193V192H14ZM19 193V192H18ZM17 193V194H18ZM28 194H29V192H27ZM35 193V192H34ZM34 193H33V196H34ZM140 193V194H141ZM159 193V192H158ZM3 194V193H2ZM4 194H6L5 192H4ZM12 194V193H11ZM11 194H10V196H11ZM24 194V193H23ZM22 194V195H23ZM99 194H101V195H103L104 197H100V198H98V195ZM139 194V193H138ZM155 194H156V192H155ZM164 194H166V193H164ZM169 194H171V193H169ZM177 194V193H176ZM217 194V195H216ZM1 195V194H0ZM27 195V194H26ZM30 195V194H29ZM32 195V194H31ZM38 195V194H37ZM81 195H83V196H81ZM141 195V196H142ZM160 195V194H159ZM158 195V196H159ZM12 196H13V194H12ZM12 196L11 197H9L8 196V193H7V195H4V196H2V199H1V204H3L2 206L3 207H6V205L8 206H10V204H11V200H13V198H12ZM100 196V195H99ZM135 196H137V195H135ZM140 196V195H139ZM161 196V195H160ZM214 196V195H213ZM215 196H214V198H215ZM15 197V196H14ZM22 197V196H21ZM21 197H20V200H21ZM23 197H25V196H23ZM39 197H41L40 195H39ZM81 197H82V199L83 200H81ZM162 197V196H161ZM164 197V196H163ZM218 197V198H219ZM10 198H12L11 200H10ZM17 198H18V196H17ZM32 198V197H31ZM34 198H36L35 196H34ZM44 198V197H43ZM97 198L98 199H100V202H101V200H102V198H108L107 199V202H106V200H104L105 202H106V204H104L103 206L101 205V207H102V209H106L105 211H106V216H103V217H105V220H103L104 218L101 216V213L100 212H104L103 210L101 211V207L100 206H98V205H100L101 203L99 202V200H97ZM131 198H134V197H131ZM167 198V197H166ZM173 198V197H172ZM171 198V199H172ZM214 198H213V200H214ZM23 199V198H22ZM25 199V198H24ZM40 199H42V197L40 198ZM125 199V198H124ZM128 199V198H127ZM157 199H158V197H157ZM215 199H217V197L215 198ZM15 200H17V199H14V201ZM51 200V201H52ZM80 200L82 201L81 203H80ZM121 200V201H120ZM139 200V199H138ZM164 200V199H163ZM217 200H219L220 201V199H217ZM11 201V202H10ZM24 201V200H23ZM49 201V200H48ZM127 201V200H126ZM160 201V200H159ZM172 201V200H171ZM198 201V200H197ZM203 201V200H202ZM220 201V202H221ZM256 201H257V203H259V205H258V207L260 208V210H259V212H257L256 213V211H255V215L257 216H255L254 215V207L253 206H255V204L254 203H256ZM21 202V201H20ZM42 202V201H41ZM45 202V201H44ZM97 202H99V204L97 203ZM105 202H103L102 201V203H105ZM137 202V201H136ZM141 202V201H140ZM162 202H164V201H162ZM174 202V201H173ZM208 202V203H209ZM214 202H215V200H214ZM16 203H18L19 204V202L17 201ZM15 203V204H16ZM124 203V202H123ZM198 203V202H197ZM207 203V205H209ZM216 203H219V202H216ZM13 204V203H12ZM40 204V203H39ZM138 204V203H137ZM145 204V203H144ZM144 204H142L143 206H144ZM166 204V203H165ZM170 204V203H169ZM17 205V204H16ZM15 205V206H16ZM24 205V204H23ZM41 205V204H40ZM52 205V204H51ZM80 205V206H79ZM106 205V206H105ZM141 205V204H140ZM139 205V206H140ZM195 205H196V203H195ZM202 205H203V203H202ZM206 205V204H205ZM206 205V206H207ZM210 205V206H211ZM18 206V205H17ZM106 208H105V207ZM171 206V205H170ZM172 206H174V205H172ZM197 206V205H196ZM257 206V205H256ZM255 206V207H256ZM11 207V206H10ZM40 207V206H39ZM38 207V208H39ZM42 207V206H41ZM43 207H44V205H43ZM104 207V208H103ZM137 207V206H136ZM141 207V206H140ZM145 207V206H144ZM169 207V206H168ZM203 207H205V206H203ZM212 207V206H211ZM257 207V208H258ZM14 208V207H13ZM12 208V209H13ZM69 208V209H70ZM164 208H166V207H164ZM219 208V207H218ZM6 209V208H5ZM10 209V208H9ZM11 209V210H12ZM17 209V208H16ZM23 209V208H22ZM26 209V208H25ZM53 209V208H52ZM118 209H119V212H121V213H119V215H121V216H117L116 217V215H118V214H116V211H118ZM141 209H143V208H141ZM206 209V208H205ZM208 209V208H207ZM42 210V209H41ZM77 210V211H78ZM144 210V209H143ZM142 210V211H143ZM146 210V209H145ZM172 210V209H171ZM198 210H199V207H198ZM209 210V209H208ZM211 210V209H210ZM209 210V211H210ZM7 211V210H6ZM21 211V210H20ZM141 211V212H142ZM167 211V210H166ZM174 211V210H173ZM205 211V210H204ZM4 212V211H3ZM8 212H10V211H8ZM12 212V211H11ZM33 212H34V210H33ZM39 212V211H38ZM133 212H135L136 213V211L134 210ZM138 212V211H137ZM140 212V213H141ZM144 212V211H143ZM13 213H14V211H13ZM26 211H21V212H19V213H17L18 214V216H17V218H16V215L17 214H14V219L16 218L17 219V222H16V224L19 222V224H17V225H13V227H14V229L12 230L11 228H9V229H11L12 231H11V234L9 235L10 236V241H11V244H13L15 241V243H17L18 244V247L20 248H18L19 250V256L20 257H18V258H21L22 259V263L21 264H25L24 262H26L27 260H29V264H46V263H48L49 262V258L47 257V251H46V246L48 247V245H47V242H44V243H46V244H44V243H41L42 242V240H40V242L38 241H36V240H33L34 238H33V236H32V238L30 239L29 238V235H28V238H27V232H28V230L27 229H25V224L23 225L22 223H24L25 221V218H26ZM31 213V212H30ZM36 213V212H35ZM56 213V212H55ZM60 213V212H59ZM77 213V212H76ZM118 213V212H117ZM140 213H138V214H140ZM198 214H199V212H197ZM202 213V212H201ZM205 213V212H204ZM210 213H211V211H210ZM216 213V212H215ZM9 214V213H8ZM11 214V213H10ZM33 214V213H32ZM70 214V213H69ZM73 214V213H72ZM77 214V215H78ZM103 214V215H104ZM116 214V215H115ZM131 214V213H130ZM137 213H136V216L138 215ZM142 214V213H141ZM166 214V213H165ZM0 215H1V213H0ZM34 215V214H33ZM41 215V214H40ZM50 215V214H49ZM74 215V214H73ZM132 215H133V213H132ZM168 215V214H167ZM197 215V214H196ZM203 215V214H202ZM208 215H210V214H207V216ZM28 216H30V215H28ZM37 216V215H36ZM51 216V215H50ZM67 216V215H66ZM128 216H131V215H128ZM127 216V217H128ZM142 216H144V215H142ZM162 216V215H161ZM166 216V215H165ZM169 216H170V214H169ZM61 217V216H60ZM59 217V218H60ZM63 217H65V215L63 216ZM62 217V218H63ZM73 217V216H72ZM116 217V218H115ZM195 217V216H194ZM198 217V216H197ZM203 217V216H202ZM6 219H7V217H5ZM31 218V217H30ZM35 218V217H34ZM57 218H58V216H57ZM57 218H51V219H49L48 220V223L49 224H51V225H49V226H51V228L53 227L54 229L56 228V227H60V232H61V238H59L60 240H61V244H63V243H65V240H66V238H67V236H68V234H67V236H66V232L64 233V231H63V225H65L66 224V222H65V224H63V222H62V220H59V219H57ZM69 218H71V216L69 217ZM103 218V219H102ZM123 218V217H122ZM121 218V219H122ZM144 218L145 217H143L142 219L144 220ZM167 218H169V217H167ZM205 218V217H204ZM212 218H216V217H212ZM12 219V218H11ZM11 219H9L10 221H11ZM27 219H28V217H27ZM33 219V218H32ZM36 219V218H35ZM34 219V220H35ZM66 219V218H65ZM76 219H75V221H76ZM85 221H84V220ZM121 219L119 220V221H121ZM124 219V218H123ZM126 219V218H125ZM128 219V218H127ZM174 219V218H173ZM255 219H256V221H257V223L255 222ZM31 220V219H30ZM29 220V221H30ZM139 219H138V217H135V216H132V217H130V219H128V220H126V221H124V220H122V221H124V222H122L123 223V226L122 227H124V226H126L125 224H127L128 226H129V228H131V231H130V233H129V244H131L132 246H130V248H131V251L132 252H130V253H133V256H129V254L127 255V252H128V248L125 246V244L123 245L122 243H123V241L125 240L124 238H125V236L123 237V239L124 240H122V239H120V236L121 235H123L122 233H121V235L119 236V239H120V241L122 242H119V243H121V244H119V245H123V247L125 246L126 248H127V252L125 253L126 255L125 256H121V258H125V260H124V262L126 261V264H142L144 261H145V263L146 262H148L149 261V256H150V246H149V242H150V240L147 238V235L145 236L144 235V233H143V231L141 230V229H143V228H141L140 227V225L139 224H141V223H139V221H138ZM199 220V219H198ZM210 220V219H209ZM7 220H5V222H6ZM28 221V222H29ZM73 221V220H72ZM79 221V220H78ZM146 221V220H145ZM170 221V220H169ZM202 221H203V219H202ZM211 221V220H210ZM214 221V220H213ZM216 221V220H215ZM214 221V222H215ZM2 222V220L0 221V223ZM14 222V221H13ZM32 222V221H31ZM30 222V223H31ZM35 222V221H34ZM71 221H69V223H70ZM126 222V223H125ZM147 222V223H148ZM199 222V221H198ZM101 223H103V227H102V225H101ZM125 223V224H124ZM144 223V222H143ZM194 223V222H193ZM192 223V224H193ZM202 223H204V222H202ZM205 223H208V222H205ZM10 224V223H9ZM11 224H13V223H11ZM10 224V226H12ZM47 224V223H46ZM72 224V223H71ZM70 224V225H71ZM76 224V223H75ZM145 224V223H144ZM196 224V223H195ZM33 225V224H32ZM43 225H45V224H43ZM48 225V224H47ZM77 225V226H78ZM176 225V224H175ZM201 225H203V224H201ZM200 225V226H201ZM205 225V224H204ZM209 225V224H208ZM210 225H211V223H210ZM46 226V225H45ZM44 226V227H45ZM67 225H65V227H66ZM72 226V225H71ZM101 226V227H100ZM205 226H207V225H205ZM213 226V225H212ZM217 226H219V225H217ZM5 227V226H4ZM33 227V226H32ZM74 227H76V226H74ZM73 227V228H74ZM120 227V228H119ZM143 227V226H142ZM172 227H173V225H172ZM43 228V227H42ZM46 228V227H45ZM44 228V229H45ZM48 228V227H47ZM128 228V227H127ZM145 228H146V225H145ZM201 228H202V226H201ZM200 228V229H201ZM204 228V227H203ZM202 228V229H203ZM32 229V228H31ZM37 229V228H36ZM50 229V228H49ZM65 229H67V227L65 228ZM69 229V228H68ZM75 229V228H74ZM77 229V230H78ZM122 229V228H121ZM148 229V228H147ZM26 230H27V232H26ZM51 230V229H50ZM50 230H48V231H50ZM73 230V229H72ZM77 230H75V234H76V231ZM89 230H90V232H89ZM122 230H124V228L122 229ZM126 230V229H125ZM174 230V229H173ZM198 230V229H197ZM31 231V230H30ZM40 231V230H39ZM46 231V230H45ZM53 231V230H52ZM55 231H57V230H55ZM129 231V230H128ZM215 231V230H214ZM9 232V231H8ZM47 232V231H46ZM59 231H58V233H60ZM71 232H73V231H71ZM71 232H69V234H71ZM120 232H121V230H120ZM174 232V231H173ZM203 232V231H202ZM211 232V231H210ZM34 233V232H33ZM37 233V232H36ZM49 233H52V232H49ZM146 233V232H145ZM212 233V232H211ZM7 234V233H6ZM55 234H57V233H55ZM74 234V235H75ZM198 234V233H197ZM214 234H215V232H214ZM12 235V236H11ZM43 235V234H42ZM50 235V234H49ZM48 235V236H49ZM72 235V234H71ZM77 235H75V236H77ZM125 235V234H124ZM149 235V234H148ZM163 235L165 236V237H163ZM208 235V234H207ZM218 235V234H217ZM41 236V235H40ZM51 236V235H50ZM57 236V235H56ZM117 236V237H118ZM128 236V235H127ZM213 236V235H212ZM216 236V235H215ZM4 237V236H3ZM37 237H38V235H37ZM69 237V236H68ZM200 237V236H199ZM206 237V236H205ZM210 237V236H209ZM217 237V236H216ZM258 237V236H257ZM36 238V237H35ZM42 238V237H41ZM46 238V237H45ZM53 238V237H52ZM78 238H80V237H78ZM77 238V239H78ZM152 238V237H151ZM207 238V237H206ZM211 238V237H210ZM215 238V237H214ZM218 238H220L219 237V235H218ZM264 238V237H263ZM0 239H2V238H0ZM5 239V238H4ZM47 239V238H46ZM71 239H73L72 237H71ZM76 239V240H77ZM161 239V240H160ZM216 239V238H215ZM59 240V241H60ZM116 241V244H117V247L114 245V242ZM117 240H118V238H117ZM148 240H149V242H148ZM258 240H260V239H258ZM257 240V241H258ZM261 240H264V239H261ZM5 241H7V239L5 240ZM57 241V240H56ZM72 241V240H71ZM95 241H98V239L96 240L95 239ZM154 241H155V239H154ZM168 241V242H167ZM218 241V240H217ZM255 241H256V239H255ZM2 242V241H1ZM0 242V243H1ZM9 242V241H8ZM49 242V241H48ZM75 242V241H74ZM82 242V241H81ZM82 242V243H83ZM218 242V243H219ZM251 242H252V240H251ZM4 243V242H3ZM57 243V242H56ZM76 243V242H75ZM74 243V244H75ZM78 243V242H77ZM81 243V244H82ZM83 243V244H84ZM97 243V242H96ZM95 243V244H96ZM151 243V242H150ZM213 243V242H212ZM263 243V242H262ZM58 244H59V242H58ZM98 244V243H97ZM127 244V243H126ZM215 244H216V242H215ZM259 244H260V242H259ZM264 244V243H263ZM7 245V244H6ZM16 245V244H15ZM53 245H54V243H53ZM65 245V244H64ZM77 245V244H76ZM80 245V244H79ZM209 245V244H208ZM217 245V244H216ZM220 245V244H219ZM8 246V245H7ZM56 246V245H55ZM58 246V245H57ZM56 246V247H57ZM60 246V245H59ZM62 247H64L63 245H61ZM69 246H72V245H69ZM68 246V247H69ZM114 246H115V248H114ZM127 246H128V244H127ZM154 246H156V245H154ZM211 246V245H210ZM259 246V245H258ZM257 246V247H258ZM3 247V246H2ZM74 247V246H73ZM89 247L90 246H88L87 247V249H89ZM94 247V246H93ZM99 247V246H98ZM120 247H122V246H120ZM124 247V248H125ZM132 247H133V249H132ZM153 247V246H152ZM160 247V246H159ZM159 247H157V248H159ZM161 247H163V246H161ZM207 247V246H206ZM261 247H262V245H261ZM261 247H259L260 249H261ZM11 247H9L8 249H10ZM15 248V247H14ZM49 248H50V246H49ZM65 248V247H64ZM97 248V247H96ZM106 248V249H107ZM203 248V249H202ZM210 248V247H209ZM239 248H241L240 250H239ZM262 248H264V245H263V247ZM59 249H61V247L59 248ZM120 249H122V248H120ZM151 249H153V248H151ZM193 249H195V253L193 252L194 250ZM206 249V248H205ZM204 249V251H206ZM214 249V248H213ZM259 249V250H260ZM12 250H13V248H12ZM15 250V249H14ZM16 250H17V248H16ZM16 250H15V252H16ZM30 250H32V252H33V254L29 257L28 255H29V251ZM53 250V249H52ZM74 250V249H73ZM84 250H85V248H84ZM108 250V249H107ZM125 251H126V249H124ZM164 250V249H163ZM217 250V249H216ZM220 250V249H219ZM257 250V249H256ZM3 250H0V252H2ZM17 251V252H18ZM67 251V250H66ZM76 251V250H75ZM74 251V252H75ZM83 251V250H82ZM82 251H81V253H82ZM86 251V250H85ZM105 251V250H104ZM117 251H118V249H117ZM154 251H155V248H154ZM225 251V250H224ZM261 251V252H260ZM259 252L261 253H259V258H258V256H257V258H258V260L259 259H261L259 262L261 263V264H264V249H261ZM9 252H12V251H9ZM57 252V251H56ZM55 252V253H56ZM62 252H64V251H62ZM61 252V253H62ZM78 252H80V249H79V251ZM77 252V253H78ZM89 252V251H88ZM87 252V253H88ZM90 252H92V251H90ZM98 252V251H97ZM97 252H94L95 254H97ZM101 253H103V251H100ZM111 252V251H110ZM123 253V249H122V251H120V253ZM192 252L194 253V254H192ZM214 252V251H213ZM237 252V254H239ZM240 252V253H241ZM13 253V252H12ZM55 253H53L52 252V254H55ZM58 253V252H57ZM56 253V254H57ZM69 253V252H68ZM67 253V254H68ZM84 253V252H83ZM94 253H93V257H91L89 260L91 261H89V263L88 264H100L99 262L101 261V260H99V256H100V254H99V256H98V254H97V256H94ZM99 253V252H98ZM106 253V252H105ZM104 253V254H105ZM113 253V252H112ZM114 253H116V252H114ZM118 253V252H117ZM116 253V254H117ZM121 253V254H122ZM129 253V252H128ZM154 253V252H153ZM157 253V252H156ZM207 253V252H206ZM211 253V252H210ZM209 253V254H210ZM215 253V252H214ZM257 253H258V250H257ZM16 254V253H15ZM18 254V253H17ZM16 254V255H17ZM49 254V253H48ZM51 254V253H50ZM49 254V255H50ZM60 254V253H59ZM89 254V253H88ZM109 254H111V253H109ZM163 254V253H162ZM7 255V254H6ZM14 255V254H13ZM62 255H64V254H62ZM61 255V256H62ZM73 254H70V256H72ZM79 255V254H78ZM81 255V254H80ZM106 255V254H105ZM122 255H124V254H122ZM155 255V254H154ZM165 255H167V254H165ZM204 256H206L205 254H203ZM217 255V254H216ZM216 255H214L215 257H216ZM222 255V254H221ZM220 255V256H221ZM228 255V254H227ZM226 255V256H227ZM258 255V254H257ZM3 256V255H2ZM1 256V257H2ZM15 256V255H14ZM60 256V255H59ZM61 256H60V258H61ZM69 256V255H68ZM85 255L83 254V257H84ZM107 256V255H106ZM106 256L104 257L106 260L108 259V258H106ZM118 256V255H117ZM153 256V255H152ZM151 256V257H152ZM160 257H162L161 256V254L159 255ZM212 256H213V254H212ZM51 257V256H50ZM58 257V256H57ZM56 257V258H57ZM73 257V256H72ZM71 257V258H72ZM74 257H76V255L74 256ZM78 257H80V256H78ZM160 257H157V258H160ZM209 257V256H208ZM210 257H211V255H210ZM222 257V256H221ZM235 257H238L237 255L235 256ZM234 257V258H235ZM242 257V256H241ZM241 257H239V258H241ZM29 258V259H28ZM52 258V257H51ZM66 258V257H65ZM69 258V257H68ZM89 258V257H88ZM111 258V257H110ZM109 258V259H110ZM153 258V257H152ZM207 258V257H206ZM217 258V257H216ZM233 258V259H234ZM242 258H244V257H242ZM49 259V260H48ZM67 259V258H66ZM75 259V258H74ZM85 259V258H84ZM108 259V260H109ZM113 258H111L110 260H112ZM151 259V258H150ZM155 259V258H154ZM162 259V258H161ZM167 259V258H166ZM208 259V258H207ZM214 259V258H213ZM255 259V258H254ZM5 260V259H4ZM25 260V261H24ZM58 260V259H57ZM61 260V259H60ZM63 260H64V258H63ZM70 260V259H69ZM86 260H87V258H86ZM85 260V261H86ZM109 260V261H110ZM115 260V259H114ZM113 260V261H114ZM148 260V261H147ZM159 260V259H158ZM163 260V259H162ZM162 260H160L159 261V264H165V259L162 261ZM230 260V259H229ZM232 260V259H231ZM234 260H236V258L234 259ZM20 261V260H19ZM66 261V260H65ZM72 261V260H71ZM76 261H78V259L76 260ZM156 261V260H155ZM172 261V262H173ZM209 261H210V259H209ZM241 261V260H240ZM254 261H256V260H254ZM6 262V261H5ZM50 262H52L51 260H50ZM50 262H49V264H50ZM54 262V261H53ZM88 262V261H87ZM104 262V261H103ZM115 262H117V261H115ZM115 262H112V263H115ZM152 262V261H151ZM157 262V261H156ZM164 262V263H163ZM227 262V261H226ZM230 262V261H229ZM233 262H235V261H233ZM3 263V262H2ZM20 263V262H19ZM54 263H58L57 261H55ZM71 263V262H70ZM74 263H79V262H74ZM84 263V262H83ZM102 263V262H101ZM144 263V264H145ZM158 263V262H157ZM167 263H169V262H167ZM207 263H209V262H207ZM239 263V262H238ZM254 263V262H253ZM256 263V262H255ZM259 263V264H260ZM8 264H10V263H8ZM15 264V263H14ZM17 264V263H16ZM53 264V263H52ZM59 264V263H58ZM63 264V263H62ZM66 264H68V263H66ZM72 264H73V261H72ZM87 264V263H86ZM110 264V263H109ZM116 264V263H115ZM152 264V263H151ZM216 264V263H215ZM241 264V263H240ZM246 264V263H245Z\"/></svg>",
  "mask_w": 264,
  "mask_h": 264
},
{
  "label": "rangeland",
  "instance_id": "obj_2",
  "mask_svg": "<svg viewBox=\"0 0 264 264\" xmlns=\"http://www.w3.org/2000/svg\"><path fill=\"white\" fill-rule=\"evenodd\" d=\"M78 2H80L79 3V5H81V3L83 4V2H84V4H86V2L88 3V5H90V2H91V5H90V7H93L92 6V4H94V3H96V1H98V0H96L95 2L94 1H89V0H77ZM83 1V2H82ZM100 1H102V0H100ZM158 1V0H157ZM263 1V2H262ZM48 2H49V0H0V57H2L3 59H0L1 61H3V62H5L3 65H1V63H0V189L2 188V191L0 192V202H1V199H2V196H4V195H7V193H8V196L9 197H11L12 196V194H13V196H12V198H13V200H11L12 198H10V200L12 201H10L11 202V204H10V206L8 205H6V207H3L2 205L3 204H1L0 203V213H1V215H0V221L2 220V222L0 223V238H2V239H0V250H3L2 252H0V264H8V263H10V264H21L22 262V259L21 258H18V257H20L19 255V247H18V244L17 243H13V244H11V241H10V234H11V231L14 229V227H13V225L15 226V225H17V224H19V222L16 224V222H17V216H18V214L17 213H19V212H21V211H26L27 213H26V218H25V222L24 223H22L23 225L25 224L26 226H25V229H27L28 230V232H27V230H26V234H27V238H28V235H29V238L31 239L32 238V236H33V240H38L39 242H40V240H42V242L41 243H44V242H47V245H48V247L46 246V251H47V257L52 261V262H50V260H49V262H50V264H66V263H68V264H72V261H73V264H88L89 263V261L92 259L91 257H93V253L94 252H97V254H98V256H99V254H100V258H99V260H101L99 263L100 264H126V261L124 262V260H125V258L123 257V258H121V256H125L126 254V252H127V248H128V252H127V255L129 254V256H133V253H130V252H132L134 249H133V247H132V251H131V248H130V246H132L131 244H129V233H130V231H131V228H129V226L127 225V224H125L126 226H124V227H122L123 226V223L122 222H124V221H126V220H128V219H130V217H132V216H135V217H138V221H139V223H141V224H139L140 225V227L141 228H143V229H141L142 231H143V233H144V235L146 236L147 235V238L150 240V242H149V240H148V242H149V246H150V256H149V261L148 262H146L145 263V261L142 263V264H159V261L160 260H164L165 261V264H175V261H173V259H171L172 257H171V253H170V249H169V246L167 245L168 243H166V237L163 235V237H165V238H163V240L162 241H157V238L155 237V235L153 234V231H151V226H149V227H147L150 223L148 222L149 220V217H148V214H147V204H146V196H143L142 195V193L140 192L141 190H142V186H140V176H141V174H144L145 175V177H146V180H150L149 182H148V186H149V184H150V190L152 191H150V195H152V197L156 200V202L158 203V204H160V206H161V208H162V212L161 213H163V214H160V217L162 218V219H164V221L165 220H167L166 221V223L167 224H169V227L171 226V228H170V230L172 231V234L174 233V234H178L179 233V226L177 225L178 224V222H177V220H176V218H175V209H176V198L178 197V193H179V189H182V193H183V191H188V192H191L190 191V188L189 187H191L192 188V186L193 185H195L194 187L196 188V184H195V182L197 183V178L196 177H201V176H203L204 174H202V173H204L205 172V169L207 170V168L208 169H210V171H214V172H216L214 169H216L217 168V166L219 165H221L219 168H221L222 170L220 171V169H219V171H220V174L222 175V177H221V175L218 177L219 179H216L215 178V180H216V182H217V184L219 185V188H221V187H223V188H225V186H224V182L227 180V173L229 174L230 173V171L231 170H229V169H232V172H233V170L234 169H236L235 167H237L239 164L238 163H240V166H241V168L242 169H244L245 171L247 170V169H245L246 167H248V172L253 168V167H251V166H249V165H246V164H250L251 162V160H250V157L247 159V156H249L248 154H246L247 153V146L245 145V143L246 142H244L245 140H244V138H241V136L243 137V135L241 134V136H240V133H242V132H237L239 129H241L242 130V128L240 127V126H242V123H244L243 121V119H244V117H245V114H243V112H241L240 111V109H238V107H237V105H235L233 102H232V97L234 96V94L236 93V91L234 90V87H235V85H234V83H235V79H234V70H233V68H232V63H231V60H230V55L229 54H227L225 57H224V63L222 64V65H224V71H225V73H227V75H230V76H227V78H229V80L233 83H231L230 81H228L227 79V81L225 80V79H222L223 78V72H221L222 71V69H221V66H219L220 65V63L219 62H216V61H219V60H216L217 58H218V56H217V54H216V48H217V39L219 40V37H218V33H217V30L215 29V26H213V29H211V31H210V37H212L210 40H209V43H211V44H209V47H210V51H209V54H210V63H209V65L211 66H209V74H210V77H211V89H212V92H213V94H214V96H216V98H217V100H219V98H220V100H219V102H220V104L221 103H223L222 104V109H224L223 110V113H224V116H221L220 114H216L215 112H212V110L214 109V107L213 106H211L210 105V103H209V100L208 99H210L209 98V96H208V99H203L204 97H203V94L202 95H200L199 94V97H201L202 99H200L198 96H195L197 93H194V91L191 89H189L188 90V88L187 89H185V87L184 86H181V88H179L180 87V85H183V84H175V83H177V82H179L180 81V79L177 77L176 78V76L174 75L175 73V71L173 72V71H171V76H169V77H172V75H173V77H174V79H173V77L170 79V78H168L167 76H168V71L170 70V67H169V65H170V62H168V60L169 59H167L168 57H167V55L165 54V52L163 53V52H159V51H155L154 52V50H159V47L161 48L160 49V51H165V48H166V43H164V40H162V43H161V40L159 41L158 40V45H157V43H153V45H151V46H149L148 45V47L150 48H148L147 47V52H146V46H147V40L145 41L144 40V38H146L147 37V35H148V33L149 32H147V31H149V27L146 29V27H147V25L143 22V20H141L142 19V16H141V13H139V11H137V10H132V9H129V7H127L126 5H124V7H123V5L122 6H119V10H117L118 9V6H116L117 8H115L116 10H117V12H118V14H120V15H117V12H115L116 10L115 9H113V6H110V7H112V8H110L109 7V5H107L106 3V6H108V8H110V9H113L112 11H110V12H112V14H113V11L116 13H114L115 15H113L112 16V14H110V12H109V14H108V11L110 10V9H108V8H106V6H105V8L106 9H108V11L106 12V14H107V18H109L108 16H110V18L109 19H107L106 20V24L105 25H98V27H97V29L99 30V32H98V30L96 29V30H93L92 32H90L91 31V27H89L90 26V23H91V21L89 22V19H91V15H90V13L89 12H87L86 13V15L89 13V15L87 16V17H90L89 19L88 18H86V15H85V17H84V20H85V23H83L84 22V20L82 21V23L80 22V24H79V27H78V24L76 25H71L70 27L69 26H67V28L66 27H63V26H60V25H58V27H57V25L56 26H53L54 24H55V20H56V14L59 12V11H62L63 10V7H64V4L65 3H61V2H63V0H50V2H49V5H48ZM64 2H65V0H64ZM99 2V1H98ZM98 2L96 3V4H98ZM103 2H104V0L101 2V3H99L100 5H103L104 6V4H103ZM246 3H247V5H245V9H244V6L242 7L243 8V10H242V12H244L243 13V15H242V12H241V17H243V20H244V22H246L245 23V25L247 26L248 25V23H249V25H248V27H246V29L248 30V31H251V30H249V28H252L254 25H255V23L257 22V23H259V24H256V25H261L260 27L259 26H254L252 29H255V31H256V36L258 35V33L260 34V35H258V37H257V40L259 41V43H258V41H257V43L260 45H258V49H259V51L260 52H258V55H257V57L258 58H255L256 60H254L253 59V61H250L251 60V57L253 58V56H249V55H247L246 53H245V56L247 57V60L246 61H249V66H246V67H244L245 68V70H242L243 71V73H245L244 71H246V72H248L249 74L248 75H251V76H253L255 73V69L253 68L255 65V63H259V65L261 66V68L263 69L264 68V66H263V64H264V60H262V59H264V0H259V2H260V4H259V2H258V0H253V2H252V0H246L245 1ZM44 3V4H43ZM245 3V4H246ZM249 3V4H248ZM254 3V4H253ZM262 3V4H261ZM60 4H61V6H60ZM83 4V5H84ZM257 4V5H256ZM44 5H45V7H44ZM48 5V6H47ZM58 5L60 6V9H58ZM83 5H81V6H83ZM244 5V4H243ZM248 5H249V7L251 8H249L248 7ZM126 6V7H125ZM259 6V7H258ZM47 7V8H46ZM48 7H50V8H48ZM54 7V8H53ZM62 7V8H61ZM247 7H248V9H247ZM254 7V8H253ZM257 7V8H256ZM259 8V9H258ZM53 9V10H52ZM62 9V10H61ZM125 9V10H124ZM56 10H57V13H56ZM124 10V11H123ZM130 10H131V12H130ZM253 10V11H252ZM259 10V11H258ZM128 11V12H127ZM132 11H133V13H132ZM136 11H137V14H136ZM251 11V12H250ZM257 13H256V12ZM54 12V14H52ZM122 12H127V13H122ZM250 12V13H249ZM254 14H253V13ZM260 12V13H259ZM130 13H132L131 15H130ZM252 13V14H251ZM123 14V16H121ZM128 14V15H127ZM139 14H140V16H139ZM148 14V13H147ZM33 17V20H32V17ZM117 15V16H116ZM125 15V16H124ZM150 17H151V20H150V23L152 22V26L153 27H155V25H156V18L154 17L155 15H150V14H148ZM36 16H37V18H36ZM54 16V17H53ZM115 16V17H114ZM120 16V17H119ZM117 17H118V19H117ZM133 17V18H132ZM141 17V18H140ZM88 19V20H86V19ZM138 18L140 19V21H138ZM246 18V19H245ZM259 20H258V19ZM55 19V20H54ZM137 19V20H136ZM155 21H153V20ZM248 19V20H247ZM110 20H112L113 21V26H111V24H112V21H110ZM118 20V21H117ZM138 21V22H142V24L141 25H138V22H136V21ZM250 20V21H249ZM33 21H35L36 22V27L34 26V24H35V22H33ZM52 21H54V24H53V22ZM107 21H110V23L109 22H107ZM34 24H33V23ZM41 22V23H40ZM254 22V23H253ZM38 23V24H37ZM87 23H88V25H87ZM108 23L110 24V25H108ZM130 23V24H129ZM135 23H137V24H135ZM139 23V24H140ZM82 24V25H81ZM83 24H84V26H85V29H86V27H87V29H86V31H88V32H86L85 31V29L82 27L83 26ZM115 24H117V25H115ZM132 24V25H131ZM39 25V26H38ZM122 25H123V27H122ZM134 25H136V27L134 26ZM251 25V26H250ZM253 25V26H252ZM51 26V27H50ZM100 26V27H99ZM107 26H109V28H107ZM128 26H131L130 28L128 27ZM140 28H139V27ZM41 27H43L42 29H41ZM81 27L84 29L83 31H81V32H79L80 30L79 29H81ZM89 27V28H88ZM102 27V28H101ZM106 27V28H105ZM144 27V28H143ZM38 28H40V29H38ZM57 30H55V29ZM77 28V29H76ZM79 28V29H78ZM100 28V29H99ZM125 28H127V29H125ZM258 30H257V29ZM52 30V33H51V30ZM90 29V30H89ZM121 29V30H120ZM129 29V30H128ZM139 29V30H138ZM78 30V31H77ZM82 30V29H81ZM122 30H123V32H122ZM127 30H128V32H127ZM132 30V31H131ZM85 31V32H84ZM125 31V32H124ZM152 31V30H151ZM260 31H262V32H260ZM77 32H79V34H81V33H84V35L82 34L81 35V37L83 38V40L81 41V40H78L79 39V37H80V35L79 36H77ZM137 32V33H136ZM140 32V33H139ZM213 32H215V33H213ZM88 33V34H87ZM91 33H92V35H91ZM127 33V34H126ZM134 33H136V36H139V34H140V36H143V34H144V36L143 37H141V39H140V36L137 38L136 36L134 37ZM217 33V34H216ZM49 34H52V35H54V37L56 36V38H55V40L53 41H51V38H50V36L48 37V35ZM75 34H76V36L77 37H75ZM85 34H87L86 36H88L87 38L85 37ZM132 35V36H131ZM126 36L128 37L127 39H126ZM130 36V37H129ZM146 36V37H145ZM160 36H163V33H162V35H160ZM165 36V35H164ZM163 36V37H164ZM216 36V37H215ZM259 36H260V38H259ZM41 37V38H40ZM45 37V38H44ZM85 37V38H84ZM163 37H160L161 39L163 38ZM49 38H50V40H49ZM159 38V39H160ZM81 39V38H80ZM90 40L89 42L87 41V40ZM112 40V42H110L111 40ZM129 39H130V41H129ZM132 39H134V41L135 40H137V41H131ZM263 39V40H262ZM86 40V41H85ZM110 40V41H109ZM142 40V41H141ZM214 40V41H213ZM47 42L46 44H45V42ZM81 41V42H80ZM113 41H114V43H113ZM129 43H128V42ZM143 41H145V42H143ZM40 42V43H39ZM43 42H44V44H43ZM53 42H55V43H53ZM86 42V43H85ZM88 42V43H87ZM113 43V44H110V43ZM130 42H132L131 44H130ZM139 42V43H138ZM161 44H160V43ZM214 42V43H213ZM39 43V44H38ZM53 43V44H52ZM80 43H82V44H80ZM116 43V44H115ZM119 44V46H118V44ZM126 43H128V44H126ZM143 43V45H141V44ZM85 44V47L84 46H82V45H84ZM95 44V45H94ZM107 46H106V45ZM162 44H164V45H162ZM231 44V43H230ZM263 44V45H262ZM44 45V46H43ZM99 45V46H98ZM103 47H102V46ZM112 45V46H111ZM116 45H117V47H116ZM124 45H126V48H125V46ZM131 45H132V47H131ZM156 45V46H155ZM52 46H53V48H52ZM56 46V47H55ZM82 46V47H81ZM94 46H96V47H94ZM100 46H101V48H100ZM104 46H106V47H108V48H106V47H104ZM123 46V47H122ZM141 46H144V47H141ZM43 47V49H41ZM86 47H87V50H85L86 49ZM110 47V48H109ZM114 47H116V48H114ZM122 47V48H121ZM127 47H130L129 49H127ZM152 47H153V49H152ZM58 50H57V49ZM93 48V49H92ZM97 48V49H96ZM99 48V49H98ZM105 48V49H104ZM112 48H114V49H116L117 51H119V52H122V53H119V52H117V51H115L114 49L112 50ZM120 48L121 49H127L128 50V52L130 51L131 53H133V52H137V51H140V50H142V51H144L145 52V56H146V59L148 60L147 62L149 63V65H148V63L145 61V65H144V69H142V72L141 73H139V75H138V78L137 79H140V81L141 82H139L138 80H137V83L138 84H142V85H138V86H140V87H138L139 88V95H140V93H141V95L139 96H132L128 91H125V90H123V91H121L122 93V96H124L123 97V99L125 100V102L126 101H128V102H126V104L125 105H127L126 106V109H124V113L122 112V114H121V117H122V121H124V122H122L121 124L122 125H124V123H125V125L124 126H126V127H128L129 129V131L130 132H134L135 131V133H133L134 135H132L133 136V139L131 140V143L129 144V148H130V153H131V158H130V161H127V167H129V171L131 170V166H132V168L134 169H132V171L133 172H129V174L130 175H128V177H125V178H128V179H124V178H122V180L120 179V175L118 176L117 175V173H116V171H115V173L116 174H114V172H112V171H114L112 168H111V166L110 165H112L113 163H112V160L110 159L111 157L108 155L109 153L108 152H105V154L102 152V154L101 155H104L105 157H107V164L108 165H106V163H105V160H106V158H104V156H101V158L102 159H104L103 161H101V159H100V162H102V163H100V162H98V161H96V162H98V164H102L103 165V163L105 164V165H101V167L100 168H102V169H104V170H102V169H100V170H102V172H104L105 174H102V172H101V174L103 175V181H105V175H108L109 173L111 174V172L113 173V174H111L110 176L108 175L107 176V179L108 180H106L105 182H103L102 181V184H101V188H102V190L103 191H101V192H105V194H103V195H105V196H109V194H106V193H108L109 192V186H111V189H115L114 191H116L117 189H123L122 191L125 193V194H127V195H125V196H128V197H124V198H122L121 200L124 202H120V205H122L121 206V209H120V211L122 212V210H123V205L124 206H127L128 208H129V206H130V204L135 200V203L133 204V205H135V208H134V206H130V207H132L131 208V210H129V209H127V207H124L125 209L124 210H129L130 211V213L128 214L127 212L128 211H124V212H122V214L124 213V215H126V216H121V215H119V213H121V212H119V209H118V211H116V214H118V215H116V217L117 216H121V217H118V218H116L117 220L119 219H121L122 217L124 218H122L121 219V221L122 220H124V221H117L118 223H119V225L121 226V228L123 229L124 228V230H122L120 227V230H121V232H120V230H118L119 232H118V234H119V236L121 235V233L123 234L124 232V234L123 235H121L120 236V239H122V240H124L123 241V243L120 241V239H119V236L117 237H115L116 239V241H118L117 242V244H118V246L119 247H117V244H116V241L114 242V245L117 247V248H115V246H114V248L116 249V250H113V248L111 249V248H107V247H104V246H102L103 244L102 243H100V241H99V238L97 237L96 238V236L97 235H93V232H92V230L94 231V229H91V232H90V230H89V232H90V234H92V237H95V238H93L94 239V244H91V245H86L85 246V244L86 243H84L83 242V240H81V236H79V235H77V233H79V229H78V227L80 226V224L78 225L77 223L79 222L80 223V219H76V216H78V217H80L79 215L80 214H78V212L80 213H82V211L80 210L81 209V207H78V206H76L77 208H70L71 207V205H69V207H67V212L65 211V212H63L62 211V213H61V211H59V209H58V211H57V208H54L53 207V200H52V198L51 197H49L48 196V198L46 197L45 198V196L44 195H42V193H40L39 191H37V190H34V188H32V187H30V184L26 181L27 180V176H25V174H26V172L24 171V170H22L23 168V165L24 164H26V163H29V161H30V159L29 158H32L33 156H34V154L32 155V150H34V144H35V140H36V137L38 136V133H40L41 134V132L40 131H44L45 132V134L44 135H46V133H47V137H48V141H49V143L48 144H50L49 145V148L52 150H55L56 148H55V146H56V144H58V142H57V139H59V136L62 134L63 136L65 135L66 137L68 136V139L70 138L71 139V141H72V139L74 140V141H76V143L78 144V146H79V148L80 149H82V152H86L88 155H86V153H85V155L86 156H89L90 158H92L90 161H95L96 159H98V155H99V152L97 151V150H94L93 148H98V147H100V144L101 143H99L100 142V140H98L97 138H96V136H95V134L91 131V133H90V130H88L85 126H86V120H88L89 119V117L88 116H90L91 117V113H89L90 111H88V109L86 110V106L83 104V101H82V104L80 103L81 101L80 100H82V99H78V102H76V104H75V106L76 107H67V106H65V105H67V101H68V98H69V93H70V91H68L69 89L67 88V90H66V87H69V86H66V85H68V84H66V77H65V73L67 72V73H71V71H73L72 73H75V72H78V71H80V70H84L82 67L81 68H79L80 66H84V64H85V71H86V73H87V77H86V79L88 80L87 82L89 83L88 85H87V83H86V89L88 88V90H89V87L91 86L90 85V83L92 82V79H93V77H94V72H93V70H94V68L93 67H95L94 66V61H95V58H96V61H102V64H107L106 66H109V65H111V66H109V67H111V68H115V66H118L119 65V63H120V61L122 62V60H123V58H124V56H125V54H123L125 51H122V50H120ZM131 48H139L138 50L136 49H131ZM144 48V49H143ZM155 48V49H154ZM158 48V49H157ZM234 49H235V45H234V47H233ZM84 51H83V50ZM131 49V50H130ZM151 49H152V51H151ZM212 49V50H211ZM53 50V51H52ZM55 50H57L56 52H55ZM91 50V51H90ZM97 50H99V51H97ZM101 50V51H100ZM102 50H103V52H102ZM109 50V51H108ZM135 50V51H134ZM47 51V52H46ZM82 51V52H81ZM92 52V56H94V57H91V58H94V59H90V61L91 62H88L87 64H86V62L85 63H82V62H84L83 60L84 59H82V56L85 58V57H87V55L90 53V52ZM98 53H97V52ZM142 51H140V52H142ZM150 51V52H149ZM234 51V50H233ZM236 51V55H235V57H238L240 54H242V52L240 51V53L238 54L237 53V51L238 50H235ZM45 52V53H44ZM52 52V53H51ZM53 52H54V56H53ZM86 52H88V54L86 53ZM102 52V53H101ZM129 52V53H130ZM152 52V56H151V53ZM263 52V53H262ZM48 53V54H47ZM55 53H56V55H55ZM84 53H86V56H84ZM101 53V54H100ZM121 55V57H120V55ZM154 53H155V55H154ZM160 53V54H159ZM262 53V54H261ZM47 54V55H46ZM52 54V55H51ZM98 54H100L99 56H98ZM137 54H138V52H137ZM141 54V53H140ZM165 54V55H164ZM95 55H97V56H95ZM122 55H124V56H122ZM133 55L135 56L136 55V53H133ZM118 56V57H117ZM134 56H132V57H134ZM149 56V57H148ZM160 56H162L161 58H160ZM100 57H101V59H100ZM123 57V58H122ZM164 57V58H163ZM261 57V58H260ZM152 58V59H151ZM249 58V59H248ZM7 59H8V61H7ZM119 59H120V61H119ZM145 59V60H146ZM154 59V60H153ZM155 59H156V61L158 62H155ZM158 59V60H157ZM162 59V60H161ZM261 59V60H260ZM116 60L117 61H119V62H116ZM150 60V61H149ZM153 60V61H152ZM212 60H213V62H212ZM0 61V62H1ZM163 61H164V64H163ZM170 61V60H169ZM9 62V63H8ZM94 62V63H93ZM155 62V63H154ZM167 62V63H166ZM250 62H252V64H253V66L251 65V63ZM152 63L154 64V65H152ZM212 63H213V65H212ZM218 63V64H217ZM226 64V65H225ZM231 64V65H230ZM257 64H256V66H257ZM215 65V66H214ZM113 66V67H112ZM164 66H165V68H164ZM255 66V67H256ZM156 67V68H155ZM163 67V68H162ZM166 67H169V68H166ZM229 67V68H228ZM252 67V69L250 70L249 68H251ZM159 70H158V69ZM162 68V69H161ZM213 68H215V69H213ZM218 68V69H217ZM232 68V69H231ZM67 69V70H66ZM69 69V70H68ZM150 69V70H149ZM157 69V70H156ZM71 70V71H70ZM77 70V71H76ZM147 70V71H146ZM151 70H153V71H151ZM164 70H166L167 72H165ZM250 70V71H249ZM69 71V72H68ZM147 73H146V72ZM161 71V72H160ZM162 71H164L163 73H162ZM154 72H156V73H154ZM250 72H251V74H250ZM66 73V74H67ZM143 73V74H142ZM157 73H160V75H162L161 76V79H162V81L159 83V84H154L153 85V83H152V80H153V76H154V78H155V76H156V74ZM162 73V74H161ZM165 73H167V74H165ZM173 73V74H172ZM216 73H218V74H216ZM191 73L190 72H188L186 75H184V76H187V78L186 77H184L183 78V80L185 79V80H187L188 79V77L189 78H192V77H190L191 75H190ZM247 74V73H246ZM157 75H159V74H157ZM159 75V76H160ZM164 75H165V77H164ZM167 75V76H166ZM188 75H190V76H188ZM213 75H214V77H213ZM215 75H218V76H215ZM221 75H222V77H221ZM220 76V77H219ZM151 77H152V79H151ZM218 77V78H217ZM65 78V79H64ZM104 78H106L105 77V75H104ZM142 78V79H141ZM164 78V79H163ZM166 78H168V80L171 82H169V81H167L166 80ZM143 79H146L145 81H143ZM176 79L178 80V81H176ZM220 79V80H219ZM222 79V80H221ZM148 80H151V81H148ZM164 80H166V81H164ZM174 82H173V81ZM216 80V81H215ZM215 83H214V82ZM219 83H218V82ZM222 81V82H221ZM236 81H237V79H236ZM24 82H26V83H24ZM147 82V83H146ZM153 82H155L156 83V81H154L153 80ZM166 82H167V86H166V89L169 91V92H167V90L165 89V91L163 92V94H164V96L162 97L161 96V94H160V96L162 97L161 99L162 100H165L166 101V103L165 102H160V101H158V100H160V99H156V102H155V105H156V107H155V105L153 106V104H152V102H153V100H151L150 98H149V100L147 99V96H148V94H150L149 92H151V89H153L152 87L154 86V87H156V88H154L155 90H156V96H158V93H159V91H161L162 90V87H160V85L161 86H163L162 84H164V85H166ZM187 82V81H186ZM186 82H183V83H185L184 85L185 86H187V83ZM189 82V81H188ZM229 82V83H228ZM23 83L25 84V85H23ZM170 83V85H173V86H169L168 84ZM214 85H213V84ZM218 83V84H217ZM224 83V85H222ZM29 84V85H28ZM66 84V85H65ZM149 84H152V85H149ZM191 84V83H190ZM263 84H264V82H263ZM28 85V86H27ZM146 85V86H145ZM175 85L177 86V87H175ZM188 85H189V83H188ZM218 85V86H217ZM232 85V86H231ZM25 86V88H23ZM66 86V87H65ZM88 86V87H87ZM143 86V87H142ZM169 86V87H168ZM217 86V87H216ZM224 86V88H222ZM261 86V88L258 90L259 92H257L258 94H256V97L254 98V104L256 105V107L257 108H254V109H256V110H264V87H262V86H264V85H260ZM157 87H160L158 90H157ZM163 87H165V86H163ZM189 87V86H188ZM215 87V88H214ZM231 87V88H230ZM172 90H174V91H172ZM176 90H175V89ZM179 88V89H178ZM183 88H184V90H183ZM144 90L145 92H143L142 90ZM150 89V90H149ZM213 89H215V90H213ZM217 89V90H216ZM225 89L227 90V91H225ZM228 89H230V90H228ZM142 92H141V91ZM155 90H152V91H154L155 92ZM163 90H164V88H163ZM178 90H179V92H178ZM184 92H183V91ZM220 90V91H219ZM28 91H29V93H28ZM149 91V92H148ZM171 91V92H170ZM180 91H181V93H180ZM27 92V93H26ZM130 94L129 95V97H128V93ZM148 92V93H147ZM174 92V93H173ZM189 92V93H188ZM192 92V93H191ZM216 92V93H215ZM124 93V94H123ZM168 94V96H167V94ZM179 93L181 94V96L179 95ZM193 93H194V97L192 96L193 95ZM228 93V94H227ZM230 93H234V94H232V95H230ZM66 94V95H65ZM88 94V93H87ZM127 94V95H126ZM142 94H144V95H142ZM145 94H146V98H145ZM166 94V95H165ZM175 94H176V96H175ZM192 94V95H191ZM222 94V95H221ZM226 94V95H225ZM63 95V96H62ZM173 95V96H172ZM185 95H187V96H185ZM198 95V94H197ZM206 95V94H205ZM31 96H33V100L34 101H36V102H34V103H36V104H32L31 103V100H32V97ZM172 96V97H171ZM175 96V97H174ZM182 96H184V97H182ZM190 96V97H189ZM229 96V97H228ZM230 96H232V97H230ZM27 97H29V99L27 98ZM60 97V98H59ZM65 97V98H64ZM128 99H127V98ZM136 99H139V100H141V99H146L145 101H147L148 100V102L150 103L151 101V106H148L149 104H146L145 102V105H147V107L148 108H150L152 111L151 112H153L154 110H155V108H156V112L157 113H155V111L152 113V114H154V115H152L151 114V112H150V115H152V116H150V118H151V120H150V126L152 127L153 126V124H154V127L153 128H159V130L160 131H162L163 133L162 134H164L165 135V137H164V135H163V137H162V139L160 138V136L158 137V138H160L161 139V141H159V142H153V144L154 143H157V144H160V142L163 144V145H161L160 144V146H161V148L164 150V152H163V150H162V155L160 156V159H159V163H158V168H157V170H155V168L153 167L154 165H151V163H153V162H151L152 161V159H151V157H152V155H153V152L154 151H152V152H149V153H147L148 151H151L150 149L151 148H153V144L152 143H150V145H148L147 147L149 148H147L144 152L146 153H144V154H142L143 153V143L141 142L142 141V137H140V134H138V133H141V132H143V128L140 126V125H138L137 123H136V121L134 120V118H133V114L130 112V110L128 111V109L129 108H131L132 107V105H133V102H134V100H135V98ZM141 97V98H140ZM144 97V98H143ZM167 97V98H166ZM171 97V98H170ZM185 97L187 98V100L185 99ZM195 97H197V98H195ZM207 97V96H206ZM30 98H31V100H30ZM38 98V99H37ZM132 98V99H131ZM134 98V99H133ZM157 98V97H156ZM164 98V99H163ZM180 98V99H179ZM222 98V99H221ZM258 98H260V99H258ZM167 99H169V100H167ZM174 99V100H173ZM176 99V100H175ZM194 99H196V100H194ZM229 99V100H228ZM262 99V100H261ZM63 100V102L61 103V101ZM151 100V101H150ZM161 100V101H162ZM171 100H172V102H171ZM178 100V101H177ZM183 102H182V101ZM201 100V101H200ZM202 100H204V102H203V106H201V104L200 103H202ZM208 100V101H207ZM211 100V99H210ZM255 100H257V101H255ZM260 100V101H259ZM130 101V102H129ZM155 101V100H154ZM157 101H158V103H157ZM175 101V102H174ZM192 101V102H191ZM195 101V102H194ZM197 101H200V103L199 102H197ZM228 101V102H227ZM262 101V102H261ZM65 102V103H64ZM124 102V103H125ZM168 102H171V103H168ZM181 102V103H180ZM187 102V103H186ZM190 102V103H189ZM206 102H208V103H206ZM78 103H79V105H78ZM131 103V104H130ZM162 103H164V105L162 106ZM176 103V104H175ZM189 103V104H188ZM192 103V104H191ZM205 103V104H204ZM261 103V105H259V104ZM38 104V105H37ZM130 104V105H129ZM166 104H168V106H169V108H168V106L166 105ZM179 104V105H178ZM181 104V105H180ZM183 104V105H182ZM197 104V105H196ZM210 105L211 107V109H209V113H208V111H206V110H208V105ZM253 104V105H254ZM35 105V106H34ZM82 105H84L85 106V108H83L84 106H82ZM161 105V106H160ZM202 107H200V106ZM228 105V106H227ZM254 105V106H255ZM259 105V106H258ZM61 106V107H60ZM128 106H131V107H128ZM198 106V107H197ZM62 107H63V109H62ZM65 107V108H64ZM82 107V108H81ZM160 107V108H159ZM164 107H165V109H164ZM196 107V108H195ZM208 107V108H207ZM212 107H213V109H212ZM263 107V108H262ZM71 110H70V109ZM74 108V109H73ZM153 108V109H152ZM176 108V109H175ZM181 108H183V109H181ZM185 108H186V111H185ZM61 109H62V111L64 112H62L61 111ZM73 109V110H72ZM79 109V110H78ZM157 109H158V111H157ZM171 109V111H169ZM172 109H173V111H174V113H173V111H172ZM201 109V110H200ZM70 110V112H68ZM78 112H77V111ZM127 110V111H126ZM149 110V109H148ZM164 110H165V112L167 113H165L164 112ZM167 110V111H166ZM177 110V111H176ZM179 110V111H178ZM183 110V111H182ZM228 110H229V112H228ZM74 111V112H73ZM83 111V112H82ZM126 111V112H125ZM150 111V110H149ZM169 111V112H168ZM204 111H205V113H204ZM214 111V110H213ZM215 111H218V109H216ZM231 111V112H230ZM238 111V112H237ZM66 112V113H65ZM75 112H77V114L75 113ZM87 112V113H86ZM129 112V113H128ZM160 112V113H159ZM163 112H164V114H163ZM172 112V113H171ZM185 112V113H184ZM210 112L211 113H215L216 115H213L212 114V116L214 117L215 116V121L213 120V122H217V117L219 116L220 118L222 117V119L224 120V121H226V123H232V124H234L235 125V127H233L234 129L236 128V126H237V130H235L234 131V129H233V131L231 130V133L233 132V134H231V136L233 137V139L232 140H230L229 142H230V146L231 147H233V149L232 150H235V151H232L231 150V147L229 148V153H231V155L227 152V150H225L223 147H217L216 145H218L217 144V139H215L214 137H213V135L215 134L216 135V137L218 138V129L216 130V131H214V132H216V133H214L213 131V135L211 134V132L209 131V129H210V126L208 127V125H211V118H209L210 117ZM219 112V111H218ZM74 115H73V114ZM131 113V117L132 118H130V116H129V114ZM159 113V114H158ZM203 113H204V116L202 117V115H203ZM206 113H207V115H209V117H208V119H209V122L207 121V115H206ZM234 113H237V115L236 114H234ZM239 113V114H238ZM67 115V117H66V115ZM86 114V115H85ZM125 114V115H124ZM156 114V115H155ZM166 114V115H165ZM169 114V115H168ZM172 114H174V115H172V117H171V115ZM178 114V115H177ZM182 114V115H181ZM186 116H185V115ZM226 114V115H225ZM232 114V115H231ZM79 115V116H78ZM176 115V116H175ZM218 115V116H217ZM71 116H72V118H71ZM155 116V117H154ZM157 116H159V117H157ZM166 116V117H165ZM170 118H169V117ZM173 116L175 117V118H177L176 120H175V118H173ZM181 116V117H180ZM211 116V117H212ZM227 116H229V118L227 117ZM76 117H77V120H76ZM83 117V118H82ZM129 117V118H128ZM168 117V118H167ZM183 117H185V118H183ZM204 117H205V119H204ZM212 117V118H213ZM87 118V119H86ZM156 118V119H155ZM201 118H202V120H201ZM227 118V120H225V119ZM233 120H232V119ZM239 118V119H238ZM63 119V120H62ZM71 119V120H70ZM169 119V120H168ZM174 119V120H173ZM238 119V120H237ZM240 119H242V120H240ZM79 120V121H78ZM81 120V121H80ZM83 120H84V122H83ZM126 120V121H125ZM130 121V123L128 122V121ZM160 120V121H159ZM179 120V121H178ZM185 121L186 122V124H183L184 122H182V121ZM220 120V119H219ZM229 120V121H228ZM240 120V121H239ZM62 121V122H61ZM63 121H66V122H63ZM72 121V122H71ZM78 121V122H77ZM156 121H157V123H156ZM159 121V122H158ZM201 121V122H200ZM233 121V122H232ZM71 122V123H70ZM79 122H81V123H79ZM135 122V123H134ZM152 122H154L153 124H151ZM162 122V123H161ZM177 122H178V124H177ZM213 122H212V124H213ZM235 122H236V124H235ZM238 122V123H237ZM64 123V124H63ZM84 123V124H83ZM160 123H161V125H160ZM179 123H180V126H178L179 125ZM208 123V124H207ZM69 124H71V125H69ZM127 124V125H126ZM128 124H130V125H132L133 127L135 126V124H136V126L133 128L132 126H130V125H128ZM157 124L158 125H160V126H157ZM163 124V125H162ZM176 124V125H175ZM183 124V125H182ZM214 124H216V123H214ZM214 124L212 125V126H214ZM62 125V126H61ZM165 125V126H164ZM233 125V126H234ZM64 126V127H63ZM72 126V127H71ZM82 128H81V127ZM139 126L141 127V129L139 128ZM215 126H217V125H215ZM60 127H61V129H60ZM66 127V128H65ZM162 127V128H161ZM165 127V131L163 130V128ZM200 127H202V128H200ZM204 127L205 128H207V129H204ZM240 127V128H239ZM69 128V130H71V131H69V130H66V129H68ZM72 128V129H71ZM77 128V129H76ZM134 130H133V129ZM138 128V129H137ZM153 128H151V132H153ZM171 128V129H170ZM213 128H215V127H211V129H213ZM216 128H218V127H216ZM215 128V129H216ZM76 129V130H75ZM137 129V130H136ZM215 129H213V130H215ZM74 130V131H73ZM88 130V131H87ZM132 130V131H131ZM167 130V131H166ZM197 130V131H196ZM200 130V131H199ZM204 131V132H201V131ZM205 130H206V132H205ZM62 131V132H61ZM67 131V132H66ZM83 131V132H82ZM199 131V132H198ZM43 132V133H44ZM69 132V133H68ZM77 132H79V134L81 135V141H85L84 143H85V145H82V144H84L83 142H80V141H78V140H80V139H78V140H76V137L78 138V133ZM86 132V133H85ZM89 132V133H88ZM137 132V133H136ZM37 133V134H36ZM58 133V134H57ZM67 135H66V134ZM169 133V134H168ZM210 133V134H209ZM87 134V135H86ZM94 134V135H93ZM137 136H136V135ZM142 134V133H141ZM167 134H168V137H167ZM203 134H205V135H203ZM207 134V135H206ZM36 135V136H35ZM57 135H59V136H57ZM74 135V137H71V136H73ZM75 135H77V136H75ZM88 138H87V137ZM135 136H136V138H135ZM142 136V135H141ZM162 136V135H161ZM35 137V138H34ZM57 137V138H56ZM208 139H207V138ZM87 138V139H86ZM91 138H93L92 140H90ZM95 138V139H94ZM135 138V139H134ZM157 138V139H158ZM165 138V139H164ZM168 140H167V139ZM214 138V139H213ZM239 138H240V140H239ZM85 139V140H84ZM137 139H138V141H137ZM164 139V140H163ZM92 141V142H88V141ZM136 140V141H135ZM214 140H216L215 142H212V141H214ZM244 140V141H243ZM158 141V140H157ZM164 141V142H163ZM187 141V142H186ZM237 141V142H236ZM53 142V143H52ZM55 142V143H54ZM73 142V141H72ZM166 142V143H165ZM185 142V143H184ZM210 142H212V143H210ZM234 142V143H233ZM33 143V144H32ZM81 145H80V144ZM86 143H88V144H86ZM98 145H97V144ZM134 143H136V144H134ZM172 143V144H171ZM215 145H214V144ZM243 143H244V145L246 146H244L243 145ZM90 144V145H89ZM94 146H93V145ZM142 144V145H141ZM151 144H152V146H151ZM157 144H155V145H157ZM165 144V145H164ZM187 144V145H186ZM227 144V143H226ZM225 144V145H226ZM237 144V145H236ZM96 145V146H95ZM154 145V146H155ZM186 145V146H185ZM220 145V144H219ZM218 145V146H219ZM229 145V143L227 144V146ZM234 145V146H233ZM236 145V146H235ZM58 146V145H57ZM56 146V147H57ZM77 146V147H78ZM89 146H90V148H89ZM142 148H141V147ZM151 146V147H150ZM159 146V145H158ZM239 146V147H238ZM241 146V147H240ZM33 147V148H32ZM52 147H54V148H52ZM82 147V148H81ZM164 147H166L165 149H164ZM168 147V148H167ZM174 147V148H173ZM182 147V148H181ZM225 147V146H224ZM185 148V149H184ZM210 148V149H209ZM212 148V149H211ZM214 148V149H213ZM218 148H223L224 150L222 151V150H217ZM240 148H242L241 150H240ZM32 149V150H31ZM133 149H135V154H134V150ZM143 149V150H142ZM182 149V150H181ZM50 150V151H51ZM93 150V151H92ZM131 150L133 151V152H131ZM141 150V151H140ZM180 150V151H179ZM217 150V151H216ZM249 150V149H248ZM81 151V150H80ZM90 151V152H89ZM96 151V152H95ZM140 151V152H139ZM180 153H179V152ZM212 153H211V152ZM231 151V152H230ZM94 152L96 153V155L94 154ZM97 152H98V155H97ZM100 152H101V150H100ZM142 152V153H141ZM170 154H169V153ZM172 152V153H171ZM173 152H175V153H173ZM214 152V153H213ZM219 152V153H218ZM242 152H244V153H242ZM249 152V151H248ZM54 153V152H53ZM108 153V154H107ZM137 153V154H136ZM150 153H151V155H150ZM167 153V154H166ZM223 153V154H222ZM230 155L229 157H227L228 156V154ZM233 153V154H232ZM241 153V154H240ZM133 154V155H132ZM220 154V155H219ZM221 154H222V157H221ZM227 154V155H226ZM93 155H95V156H93ZM107 155V156H106ZM134 155H135V157H134ZM167 155V156H166ZM219 155V156H218ZM224 155V156H223ZM5 156H7V157H5ZM30 156H32V157H30ZM97 156V157H96ZM139 156H140V158H139ZM142 156V157H141ZM163 156V157H162ZM168 156H170V157H168ZM173 156V157H172ZM225 156L227 157V158H225ZM94 157H96V159L94 158ZM145 157V158H144ZM230 157H231V159H230ZM243 157V158H242ZM246 157V158H245ZM4 159V161H2L3 159ZM7 160H6V159ZM25 158H26V161H28V162H26L25 161ZM28 158V159H27ZM179 158V159H178ZM241 158V159H240ZM33 159V158H32ZM32 159H31V162H32ZM57 159V158H56ZM56 159H55V162H56ZM89 159V158H88ZM110 161H109V160ZM162 159H164V160H162ZM167 159H169L170 160V163L168 162L169 160H167ZM216 159V160H215ZM217 159L219 160V161H217ZM230 159V160H229ZM237 159V160H236ZM238 159H240V160H238ZM248 160L247 162H245L246 160ZM133 160V161H132ZM181 160V161H180ZM250 160V161H249ZM89 161V162H90ZM145 161V162H144ZM149 161H150V164H149ZM171 161H173V163L171 162ZM179 161V162H178ZM209 161H210V163H209ZM221 161H224V162H221ZM229 161V162H228ZM22 162H23V165H22V167H21V164H22ZM25 162V163H24ZM96 162H95V164H96ZM108 162H111L112 164H109ZM142 162V163H141ZM168 162V163H167ZM214 162V163H213ZM221 162V163H220ZM227 162V163H226ZM234 162L236 163V164H234ZM241 162H243V163H241ZM3 163V164H2ZM130 163V164H129ZM138 165V163H139V165H140V167H139V165L137 166L136 164ZM162 163V164H161ZM179 163H181V164H179ZM215 163H217V165L215 164ZM90 164H92V166H94V164H93V162H90ZM128 164H129V166H128ZM133 164V165H132ZM134 164L136 165V166H134ZM211 164H215V166H216V168H215V166H212ZM170 165H172V166H170ZM179 165V166H178ZM237 165V166H236ZM242 165H245V166H242ZM251 165V164H250ZM4 166V167H3ZM25 166V165H24ZM107 166V167H106ZM110 166V167H109ZM113 166V165H112ZM148 168H147V167ZM167 166V167H166ZM173 166H176V168H174ZM103 167H106V168H103ZM207 167V168H206ZM210 167H212V169L210 168ZM213 167H214V169H213ZM250 167V168H249ZM110 168V169H109ZM145 168V169H144ZM146 168H147V170H146ZM153 168H154V170H153ZM225 170H224V169ZM228 169V170H227ZM250 169V170H249ZM112 170V171H111ZM135 170H136V172H135ZM148 170H150V171H148ZM177 170H179V171H177ZM203 170V171H202ZM253 170V169H252ZM251 170V171H252ZM149 173V178H148V174H147V172ZM156 171H158V172H156ZM195 171H196V173H195ZM223 171H224V173H223ZM229 171V172H228ZM235 171V170H234ZM250 171V172H251ZM140 172V173H139ZM156 174H155V173ZM163 172V173H162ZM178 172V173H177ZM194 172V173H193ZM206 172H209V171H206ZM205 172V175H207V173ZM107 173V174H106ZM138 173H139V177H138ZM165 173V174H164ZM177 173V174H176ZM223 173V174H222ZM251 173H253V171L251 172ZM250 173V174H251ZM152 176H151V175ZM182 174V175H181ZM189 174V175H188ZM192 174V175H191ZM200 174H202V175H200ZM244 174H248V173H244V171H243V175ZM249 174V175H250ZM24 175V176H23ZM101 175V176H102ZM136 175V177H134ZM154 175H155V177H154ZM163 175H164V177H163ZM175 175V176H174ZM179 175V176H178ZM196 175V176H195ZM200 175V176H199ZM248 175V178L247 179H250V177L251 176H249ZM116 176V177H115ZM160 176V177H159ZM245 176V175H244ZM24 177V178H23ZM111 177H112V180H111ZM133 177V178H132ZM163 177V178H162ZM177 177V178H176ZM189 177H191V179L189 178ZM194 177V178H193ZM221 177V178H220ZM247 177V176H246ZM116 178V179H115ZM118 178V179H117ZM135 178V179H134ZM152 178V179H151ZM157 178V179H156ZM162 178V179H161ZM180 178V179H179ZM196 178V179H195ZM226 178V179H225ZM25 179V180H24ZM114 179L117 181H114ZM132 179H134V181L132 180V184H131V180ZM166 179V180H165ZM172 179V180H171ZM183 179V180H182ZM220 179H222V180H220ZM252 179L254 180V178H253V175H252ZM252 179H250V183L248 182L247 184L249 185V184H251L252 183ZM111 180V181H110ZM125 180V181H124ZM128 180V181H127ZM153 180V181H152ZM174 180H175V182H174ZM177 180H178V182H177ZM187 180H188V182H187ZM223 180H225L224 182H223ZM87 182L86 183H88V179L86 180ZM114 181V182H113ZM152 181V182H151ZM190 181H192V182H190ZM193 181H194V183H193ZM24 182V183H23ZM120 182V183H119ZM124 182H127L128 184H126V183H124ZM130 182V183H129ZM134 182V183H133ZM155 182V183H154ZM168 183V184H166V183ZM174 182V183H173ZM116 183V186H118V187H116L115 185L113 186L112 184H115ZM137 183V184H136ZM140 183V184H139ZM152 183H154V184H152ZM159 183V184H158ZM193 183V184H192ZM227 183V181L225 182V184ZM21 184V185H20ZM105 184V185H104ZM106 184L108 185V187L109 188H107V186H106ZM130 184V185H129ZM173 184H176V185H174L173 186ZM181 184V185H180ZM192 184V185H191ZM223 184V186H221ZM122 185V186H121ZM136 185V186H135ZM152 185V186H151ZM178 185H179V187H178ZM187 185L189 186V187H187ZM29 186V188H28V191L27 190H25V189H27V187ZM103 186H106V189H105V187H103ZM121 186V187H120ZM140 186V187H139ZM156 186V187H155ZM175 186H176V188H175ZM20 187V188H19ZM26 187V188H25ZM114 187V188H113ZM120 187V188H119ZM129 187V188H128ZM153 187V188H152ZM159 187L161 188V189H159ZM6 188V189H5ZM16 188H18V189H16ZM25 188V189H24ZM32 188V189H31ZM104 188V189H103ZM135 188V189H134ZM152 188V189H151ZM156 188V189H155ZM163 188V189H162ZM179 188V189H178ZM184 188H185V190H184ZM189 188V189H188ZM219 188H215V189H213L214 191L212 192V194L215 192V193H217V192H221V189H219ZM4 189V190H3ZM10 189V190H9ZM22 189V190H21ZM23 189H24V191H23ZM125 189V190H124ZM167 189V190H166ZM175 189V190H174ZM176 189H178V192H177V190ZM188 189V190H187ZM194 189V188H193ZM11 191V192H9V191ZM13 190V191H12ZM31 192H30V191ZM35 192H33V191ZM105 190V191H104ZM106 190H108L107 192H106ZM138 190H140L139 192H138ZM156 190V191H155ZM192 190V189H191ZM195 190V189H194ZM8 191V192H7ZM21 191V192H20ZM26 191V192H25ZM129 191V192H128ZM161 191H163V192H161ZM168 191V192H167ZM174 191V192H173ZM4 192L6 193V194H4ZM15 192V193H14ZM19 192V193H18ZM27 192H29V194L27 193ZM101 192H99V193H101ZM139 194H138V193ZM155 192H156V194H155ZM159 192V193H158ZM222 192H224V190L222 189ZM221 192V194H223ZM3 193V194H2ZM12 193V194H11ZM18 193V194H17ZM24 193V194H23ZM33 193H34V196L36 197V198H34V196H33ZM141 193V194H140ZM164 193H166V194H164ZM169 193H171V194H169ZM177 193V194H176ZM215 193L213 194L214 196H215ZM10 194H11V196H10ZM23 194V195H22ZM27 194V195H26ZM32 194V195H31ZM38 194V195H37ZM102 194V193H101ZM101 194H99L98 195V198H100L101 196L102 197H104L103 195H101ZM162 196H160V195ZM39 195L42 197V199H40L41 197H39ZM135 195H137V196H135ZM140 195V196H139ZM142 195V196H141ZM159 195V196H158ZM213 195H211L212 196V198H210V200L213 202L212 203V205H211V203L208 201V200H206L205 198H197L195 201H194V203H193V205H192V207L193 206H195V208H192V213H196V214H192V218H191V226H192V229H194V228H197L196 230H193L194 231V234H195V236L199 239V241L201 242V244L202 243H204V244H202V247L206 244V241H209V242H207V245H205L203 248L206 250V251H204V249L202 250V256H203V258H205V260H207L206 261V263L205 264H259L260 262V260L261 259H259L258 260V258H259V253L261 252L260 250L261 249H264V248H262L263 247V243H264V240H261V239H264L263 237H264V233H260L259 232V234L257 233L256 234V236L255 237H252L251 238V240H252V242H251V240L250 241H246V242H244V244H240V246H242L241 248H242V252L241 251H237L239 254H237V252L235 253V254H231V253H234L233 251H231L230 252V254H229V252H228V250L227 249H224V247L221 245L222 243H220L221 242V233L219 232L221 229L220 228H222V225H220V222L218 221L219 219V215H220V212H219V210H221L220 208V206H221V203H222V201H221V199H223V197H219V196H222V195H220V193L218 194L219 196H215V198L217 197V199H220V201L219 200H217V199H215L214 198V196ZM217 195V194H216ZM15 196V197H14ZM17 196H18V198H17ZM22 196V197H21ZM23 196H25V197H23ZM81 196H83V195H81ZM107 196V197H108ZM164 196V197H163ZM20 197H21V200H20ZM32 197V198H31ZM44 197V198H43ZM131 197H134V198H131ZM157 197H158V199H157ZM167 197V198H166ZM173 197V198H172ZM219 197V198H218ZM23 198V199H22ZM25 198V199H24ZM97 198V200H99V202H100V199H98ZM128 198V199H127ZM172 198V199H171ZM213 198H214V200H215V202H214V200H213ZM14 199H17V200H15L14 201ZM107 199L108 198H102V200H101V204L100 205H98V206H100L101 207V205L103 206L104 204H106V202H107ZM134 199V200H133ZM139 199V200H138ZM164 199V200H163ZM176 199V200H175ZM24 200V201H23ZM49 200V201H48ZM52 200V201H51ZM81 200H83L82 199V197H81ZM80 200V203L82 202ZM104 200H106V202L104 201ZM120 200V201H121ZM127 200V201H126ZM132 200V202H130ZM160 200V201H159ZM172 200V201H171ZM198 200V201H197ZM203 200V201H202ZM19 202V204L18 203H16V202ZM21 201V202H20ZM42 201V202H41ZM45 201V202H44ZM102 201L103 202H105V203H102ZM137 201V202H136ZM141 201V202H140ZM162 201H164V202H162ZM174 201V202H173ZM99 202H97L98 204H99ZM198 202V203H197ZM210 204H209V203ZM216 202H219V203H216ZM13 203V204H12ZM18 205H16V204ZM41 205H40V204ZM138 203V204H137ZM145 203V204H144ZM166 203V204H165ZM170 203V204H169ZM195 203H196V205H195ZM202 203H203V205H202ZM207 203L209 204V205H207ZM24 204V205H23ZM52 204V205H51ZM129 206H128V205ZM141 204V205H140ZM142 204H144V206L142 205ZM207 206H206V205ZM255 204V206H253L254 207V215H255V211H256V213L257 212H259V210H260V206L258 207V205H259V203H257V201H256V203H254ZM16 205V206H15ZM43 205H44V207H43ZM141 207H140V206ZM171 205V206H170ZM172 205H174V206H172ZM212 207H211V206ZM40 206V207H39ZM42 206V207H41ZM80 206V205H79ZM106 206V205H105ZM104 206V207H105ZM137 206V207H136ZM169 206V207H168ZM203 206H205V207H203ZM14 207V208H13ZM39 207V208H38ZM103 207V208H104ZM164 207H166V208H164ZM198 207H199V210H198ZM219 207V208H218ZM258 207V208H257ZM6 208V209H5ZM10 208V209H9ZM13 208V209H12ZM17 208V209H16ZM23 208V209H22ZM26 208V209H25ZM53 208V209H52ZM70 208V209H69ZM78 208H80L79 210H78ZM106 208V207H105ZM141 208H143V209H141ZM206 208V209H205ZM211 211V213H210V211L208 210V209ZM12 209V210H11ZM42 209V210H41ZM146 209V210H145ZM172 209V210H171ZM7 210V211H6ZM21 210V211H20ZM33 210H34V212H33ZM78 210V211H77ZM104 211V212H100L101 213V216L103 217V216H106L105 214H106V209L104 210V209H102V207H101V211ZM136 211V213L138 214V213H140L142 210L144 211H142L140 214H138L137 216H136V213L135 212H133V211ZM167 210V211H166ZM174 210V211H173ZM205 210V211H204ZM4 211V212H3ZM8 211H10V212H8ZM12 211V212H11ZM13 211H14V213H13ZM39 211V212H38ZM138 211V212H137ZM31 212V213H30ZM36 212V213H35ZM56 212V213H55ZM60 212V213H59ZM77 212V213H76ZM118 212V213H117ZM197 212H199V214L197 213ZM202 212V213H201ZM205 212V213H204ZM216 212V213H215ZM9 213V214H8ZM11 213V214H10ZM34 215H33V214ZM70 213V214H69ZM74 215H73V214ZM105 213V214H104ZM132 213H133V215H132ZM166 213V214H165ZM14 214H17L16 215V218L14 219ZM41 214V215H40ZM51 216H50V215ZM78 214V215H77ZM104 214V215H103ZM168 214V215H167ZM169 214H170V216H169ZM203 214V215H202ZM207 214H210V215H208L207 216ZM28 215H30V216H28ZM37 215V216H36ZM65 215V217H63ZM67 215V216H66ZM128 215H131V216H128ZM142 215H144V216H142ZM162 215V216H161ZM166 215V216H165ZM257 215V214H256ZM255 215V216H256ZM57 216H58V218H57ZM61 216V217H60ZM71 216V218H69ZM73 216V217H72ZM128 216V217H127ZM195 216V217H194ZM198 216V217H197ZM203 216V217H202ZM5 217H7V219L5 218ZM27 217H28V219H27ZM31 217V218H30ZM36 219H35V218ZM57 218V219H59V220H62V222H63V224H65V222H66V224L65 225H67L66 227H67V229H65L66 227H65V225H63V231H64V233L66 232V236H67V234H68V236H67V238H66V240H65V243H63V244H61V240L59 239V238H61V232H60V227H56L55 229L52 227L51 228V224H49L48 223V220L49 219H51V218ZM60 217V218H59ZM63 217V218H62ZM143 217H145L144 218V220L142 219ZM167 217H169V218H167ZM205 217V218H204ZM212 217H216L215 219L214 218H212ZM257 217V216H256ZM12 218V219H11ZM33 218V219H32ZM66 218V219H65ZM104 218V219H103ZM102 219L103 220H105V217H103ZM126 218V219H125ZM128 218V219H127ZM148 218V219H147ZM174 218V219H173ZM9 219H11V221L9 220ZM31 219V220H30ZM35 219V220H34ZM75 219H76V221H75ZM199 219V220H198ZM202 219H203V221H202ZM211 221H210V220ZM5 220H7L6 222H5ZM30 220V221H29ZM73 220V221H72ZM79 220V221H78ZM84 220V219H83ZM146 220V221H145ZM170 220V221H169ZM215 222H214V221ZM14 221V222H13ZM29 221V222H28ZM32 221V222H31ZM35 221V222H34ZM50 221V220H49ZM69 221H71L70 223H69ZM85 221V220H84ZM199 221V222H198ZM31 222V223H30ZM145 224H144V223ZM148 222V223H147ZM194 222V223H193ZM202 222H204V223H202ZM205 222H208V223H205ZM255 222L257 223V221H256V219H255ZM11 223H13V224H11L12 226H10V224ZM48 225H47V224ZM72 223V224H71ZM76 223V224H75ZM193 223V224H192ZM196 223V224H195ZM210 223H211V225H210ZM33 224V225H32ZM43 224H45V225H43ZM72 226H71V225ZM176 224V225H175ZM201 224H203V225H201ZM207 225V226H205V225ZM209 224V225H208ZM49 225H51V226H49ZM78 225V226H77ZM101 225H102V227H103V223H101ZM145 225H146V228H145ZM172 225H173V227H172ZM202 226V228H201V226ZM213 225V226H212ZM217 225H219V226H217ZM5 226V227H4ZM33 226V227H32ZM46 228H45V227ZM74 226H76V227H74ZM143 226V227H142ZM43 227V228H42ZM48 227V228H47ZM75 229H74V228ZM101 227V226H100ZM128 227V228H127ZM9 228H11V229H9ZM32 228V229H31ZM37 228V229H36ZM45 228V229H44ZM51 230H50V229ZM69 228V229H68ZM80 228V227H79ZM148 228V229H147ZM201 228V229H200ZM73 229V230H72ZM78 229V230H77ZM126 229V230H125ZM174 229V230H173ZM220 229V230H219ZM31 230V231H30ZM40 230V231H39ZM47 232H46V231ZM48 230H50V231H48ZM53 230V231H52ZM55 230H57V231H55ZM75 230H77L76 231V234H75ZM129 230V231H128ZM215 230V231H214ZM9 231V232H8ZM58 231L60 232V233H58ZM71 231H73V232H71ZM174 231V232H173ZM203 231V232H202ZM212 233H211V232ZM34 232V233H33ZM37 232V233H36ZM49 232H52V233H49ZM69 232H71V234H69ZM146 232V233H145ZM214 232H215V234H214ZM7 233V234H6ZM55 233H57V234H55ZM198 233V234H197ZM43 234V235H42ZM51 236H50V235ZM77 235V236H75V235ZM94 234H96V232L94 231ZM149 234V235H148ZM208 234V235H207ZM219 235V237L220 238H218V235ZM37 235H38V237H37ZM41 235V236H40ZM49 235V236H48ZM57 235V236H56ZM128 235V236H127ZM213 235V236H212ZM217 237H216V236ZM4 236V237H3ZM12 236V235H11ZM125 236V238L123 239V237ZM200 236V237H199ZM207 238H206V237ZM211 238H210V237ZM258 236V237H257ZM36 237V238H35ZM42 237V238H41ZM47 239H46V238ZM53 237V238H52ZM71 237L73 238V239H71ZM78 237H80V238H78ZM152 237V238H151ZM216 239H215V238ZM5 238V239H4ZM78 238V239H77ZM117 238H118V240H117ZM7 239V241H5ZM77 239V240H76ZM95 239L97 240L98 239V241H95ZM129 239V240H128ZM154 239H155V241H154ZM206 239H208V240H206ZM255 239H256V241H255ZM258 239H260V240H258ZM57 240V241H56ZM60 240V241H59ZM72 240V241H71ZM161 240V239H160ZM206 240V241H205ZM218 240V241H217ZM219 240H220V242H219ZM258 240V241H257ZM9 241V242H8ZM37 241V242H38ZM44 241V242H43ZM49 241V242H48ZM76 243H75V242ZM84 243H82V242ZM4 242V243H3ZM57 242V243H56ZM58 242H59V244H58ZM78 242V243H77ZM98 244H97V243ZM119 242H121L123 245L125 244V246L127 247H123V245H119V244H121V243H119ZM168 242V241H167ZM213 242V243H212ZM215 242H216V244H215ZM219 242V243H218ZM259 242H260V244H259ZM263 242V243H262ZM53 243H54V245H53ZM75 243V244H74ZM82 243V244H81ZM96 243V244H95ZM128 244V246H127V244ZM8 246H7V245ZM16 244V245H15ZM44 244H46V243H44ZM65 244V245H64ZM77 244V245H76ZM80 244V245H79ZM102 244V245H101ZM209 244V245H208ZM220 244V245H219ZM57 247H56V246ZM60 245V246H59ZM61 245H63L64 247H62ZM69 245H72V246H69ZM130 245V246H129ZM154 245H156V246H154ZM211 245V246H210ZM259 245V246H258ZM261 245H262V247H261ZM3 246V247H2ZM49 246H50V248H49ZM69 246V247H68ZM74 246V247H73ZM88 246H90L89 247V249H87V247ZM94 246V247H93ZM99 246V247H98ZM120 246H122V247H120ZM153 246V247H152ZM160 246V247H159ZM161 246H163V247H161ZM207 246V247H206ZM258 246V247H257ZM9 247H11L10 249H8ZM15 247V248H14ZM61 247V249H59ZM97 247V248H96ZM157 247H159V248H157ZM210 247V248H209ZM259 247H261V249L259 248ZM12 248H13V250H12ZM16 248H17V250H16ZM19 248V249H18ZM84 248H85V250H84ZM108 250H107V249ZM120 248H122L123 249V253L122 254H124V255H122L121 253H120V251H122V249H120ZM151 248H153V249H151ZM154 248H155V251H154ZM214 248V249H213ZM241 248H239V250L241 249ZM16 250V252H15V250ZM53 249V250H52ZM74 249V250H73ZM79 249H80V252H78L79 251ZM117 249H118V251H117ZM124 249H126V251L124 250ZM164 249V250H163ZM217 249V250H216ZM220 249V250H219ZM258 250V253H257V250ZM260 249V250H259ZM19 250V251H18ZM67 250V251H66ZM76 250V251H75ZM83 250V251H82ZM105 250V251H104ZM194 251V253H195V249H193ZM225 250V251H224ZM9 251H12V252H9ZM18 251V252H17ZM58 253H57V252ZM62 251H64V252H62ZM75 251V252H74ZM81 251H82V253H81ZM89 251V252H88ZM90 251H92V252H90ZM100 251H103V253H101ZM111 251V252H110ZM215 253H214V252ZM260 251V252H259ZM52 252L53 253H55V254H52ZM62 252V253H61ZM69 252V253H68ZM78 252V253H77ZM84 252V253H83ZM89 254H88V253ZM106 252V253H105ZM113 252V253H112ZM114 252H118L117 254L116 253H114ZM154 252V253H153ZM157 252V253H156ZM192 252V254H194ZM207 252V253H206ZM211 252V253H210ZM241 252V253H240ZM17 255H16V254ZM29 257L33 254V252H32V250H30L29 252ZM50 255H49V254ZM60 253V254H59ZM68 253V254H67ZM107 255H105V254ZM109 253H111V254H109ZM163 253V254H162ZM210 253V254H209ZM7 254V255H6ZM15 256H14V255ZM62 254H64V255H62ZM70 254H73L72 256H70ZM79 254V255H78ZM81 254V255H80ZM83 254L85 255L84 257H83ZM97 254H95L94 253V256H97ZM155 254V255H154ZM161 254V256L162 257H160L159 255ZM165 254H167V255H165ZM203 254H205L206 256H204ZM212 254H213V256H212ZM217 254V255H216ZM222 254V255H221ZM228 254V255H227ZM258 254V255H257ZM261 254V253H260ZM3 255V256H2ZM61 256V258H60V256ZM69 255V256H68ZM76 255V257H74ZM118 255V256H117ZM153 255V256H152ZM210 255H211V257H210ZM214 255H216V257L214 256ZM222 257H221V256ZM227 255V256H226ZM238 256V257H235V256ZM2 256V257H1ZM52 258H51V257ZM58 256V257H57ZM78 256H80V257H78ZM97 256V257H98ZM106 256V258H113L112 260H106L104 257ZM153 258H152V257ZM194 256H195V254L193 255V263L192 264H195L194 263V261H195V258H194ZM209 256V257H208ZM244 257V258H242V257ZM257 256H258V258H257ZM57 257V258H56ZM67 259H66V258ZM69 257V258H68ZM72 257V258H71ZM89 257V258H88ZM157 257H160V258H157ZM208 259H207V258ZM236 258V260H234L235 258ZM239 257H241V258H239ZM63 258H64V260H63ZM75 258V259H74ZM85 258V259H84ZM86 258H87V260H86ZM91 258V259H90ZM151 258V259H150ZM155 258V259H154ZM162 258V259H161ZM167 258V259H166ZM214 258V259H213ZM234 258V259H233ZM255 258V259H254ZM5 259V260H4ZM29 259V258H28ZM58 259V260H57ZM61 259V260H60ZM70 259V260H69ZM78 259V261H76ZM90 259V260H89ZM115 259V260H114ZM159 259V260H158ZM209 259H210V261H209ZM230 259V260H229ZM232 259V260H231ZM20 260V261H19ZM66 260V261H65ZM72 260V261H71ZM86 260V261H85ZM114 260V261H113ZM158 262H156V261ZM162 260V261H163ZM241 260V261H240ZM254 260H256V261H254ZM6 261V262H5ZM25 261V260H24ZM55 261H57L58 263H54ZM88 261V262H87ZM104 261V262H103ZM115 261H117V262H115ZM152 261V262H151ZM173 261V262H172ZM227 261V262H226ZM230 261V262H229ZM233 261H235V262H233ZM3 262V263H2ZM20 262V263H19ZM49 262L48 263H46V264H49ZM71 262V263H70ZM74 262H79V263H74ZM84 262V263H83ZM91 262V261H90ZM102 262V263H101ZM112 262H115V263H112ZM167 262H169V263H167ZM207 262H209V263H207ZM239 262V263H238ZM254 262V263H253ZM256 262V263H255ZM25 264H29V260H27L26 262H24ZM164 263V262H163ZM32 264V263H31ZM261 264V263H260Z\"/></svg>",
  "mask_w": 264,
  "mask_h": 264
}]
</instances>
